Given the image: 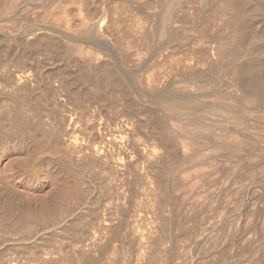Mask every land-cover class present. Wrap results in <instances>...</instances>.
<instances>
[{"label": "rangeland", "instance_id": "rangeland-1", "mask_svg": "<svg viewBox=\"0 0 264 264\" xmlns=\"http://www.w3.org/2000/svg\"><path fill=\"white\" fill-rule=\"evenodd\" d=\"M62 1L65 3V5L66 4H68V5L63 6L64 3ZM62 1L61 0L60 1L59 0H27V1L26 0H7L5 6L3 4H2L3 6L0 5L1 6V8H0V60H1L0 61V83L2 82V84H0V90H1L0 91L1 92L0 95L3 94V95H1L2 97H8L9 94L11 93V92H8V91H11L13 87L14 88L20 87V86L16 85L17 82L15 81V76L16 75L18 76L19 75L18 73H20L22 76L28 75V73H29L28 76H29V78H32L30 80H31V83H33L32 87H31L32 90L33 89L36 90V89H40V88L43 89L44 85H48V86H45V88L48 87V89L55 87V85L57 86L55 88H58L60 86V83L58 81H56L58 79L53 76L54 75L53 73L55 72V70H56V68L58 66V63L56 62L57 58L53 55V53H51V52L48 53L46 51L38 50V48H34V50H33L34 53H33L31 51L32 49H30V50L29 49H24V47H23L24 43H26V42L27 43H31L33 38L35 37V35L43 34V33H46V32H47L46 33L47 35H45L46 38L43 37L41 39V41H44V39L45 40L49 39V40H52L53 42L55 41V43H57L58 41L59 42L63 41L62 43H64V44H66V42H69V43H72V44L73 43H77V44H80V45L84 46L89 51H92V50L98 51V55H100L98 57H102V58L98 59V60H100L99 62L100 63L102 62V64H104V65L108 64L107 66L109 68H111V70H113L114 72L116 71L117 73H119L117 75L121 76V77H119L121 82L123 83L125 81L126 85L124 83H123V85L126 86V88L129 91V94H130L128 96L130 98L129 99L130 101H127V103H122L121 102V99H122L121 91L115 92L113 94V93H111V90L109 91V89H107V88H104L103 90L99 91V90H96L95 88H93L91 85H85V87H83V88H87L89 91H86L87 89L86 90L85 89H81V90L78 91V90H76L78 88L76 86L77 88L76 87L73 88L74 91L70 88V91L72 90L70 93H67L66 91H63L64 95L62 97H60V98H63L64 100H66V101H68L67 98H69L68 102H70V103H74L71 100L79 103L82 109H83L84 106H85L84 109L87 107L89 110L88 109H85V110H87L88 112L90 111V113H91V111L97 110L98 113H99V115H98V121L100 122L99 125L101 126V128L105 132L108 131V128H110V127L111 128H116V127H119L121 124H125L128 127H129V125L131 126L127 130L128 138H129L128 139V144L129 145H128L127 149H129V152H131L130 153V155L132 157L131 163L133 161L134 164L132 163L131 166H127L128 169H125V170H129V171H125L124 170L125 171L124 172L122 169H124L125 167L124 168L123 167H119L118 168L119 170L116 169V168L114 169L111 166L108 167L109 165H106L107 163L104 164V167H105L104 168L102 166L103 163H99L97 166H99V165L100 166H99V168L96 166L98 170L95 169L94 173H95V176H97V177L101 176V179H103V181L100 178L96 177L97 179L95 181L94 187H92V189L88 188L90 191L85 189V192L83 193L84 196L90 195L91 196V200H93V203L95 201H97V203L96 202L94 203L95 206H96V207L94 206L95 207L94 211L96 213V218H95L94 221L97 222V224H99L98 225L99 228L97 227V229H96L97 225H95L94 231L97 232V233H95V235L97 234L96 239L99 238V241L97 240V242H100V244L97 245V247L95 249L96 252H94L95 253L94 254L95 255V260H98V264H109V263L113 264L112 263L113 260H114V264H121V262H122L121 261V259H122L121 256H122V254H124V256L126 258H128V257L130 258L132 256L130 259H134V258L137 259V260L139 259L138 260L139 262L137 261L139 264H146L145 260H147V259L149 260L151 258V255L153 256V254L157 252L159 257L157 256L154 259L155 263L153 262V259H151V260H149L150 263L148 262V260L146 261V262H148V264H156V261L159 262L160 259H161V262H159L160 264H230V262H231V264H241V263L242 264H258L257 263V258L259 256L264 255L263 254L264 253V225H263L264 224V159H263L264 158V154H262V152H261V150H262L261 148L264 147V94H263L264 93V0H235L236 1L235 3L239 7L237 6V8H236V6L233 5V7L235 6L234 8L230 7L231 9H228L229 8L228 7L225 10H222V8H221V4L222 3H221L220 0H193V1L190 0V2L188 1V3L186 2V4H185V1H187V0H184V1L181 2L182 5H180V3L178 5H176L177 8L179 9L178 10L176 8V12L178 13V11H179V13L178 14L176 13L177 14L175 16L176 20H174L172 22V25L170 26V28H168V30L170 29L169 30L170 33L168 31H165V33H164L162 31V28H161L162 27V24H161L162 23V21H161L162 19H160V18L164 14L163 7H164V4H165L166 0H163V1L162 0H126V1L125 0H78V1L76 0L78 3L80 2L79 4H77V2L75 0H62ZM71 1H75L78 6L75 4V2H71ZM147 1L148 2L151 1L154 4L151 3V2H149V4H148ZM203 1H204V3H203ZM21 2H23V3H21ZM55 2L57 3L56 5H55ZM1 3H5V1L1 2V0H0V4ZM146 3H147V5L152 4L153 6L152 5L147 6ZM183 4H185L186 6L185 5L183 6ZM9 5H11V7ZM129 5H132V6H129ZM158 5H160V6H158ZM190 5H192V6H190ZM62 6H63V8H62ZM92 6H93V8H92ZM179 6H181V8ZM241 6H242V8H241ZM56 7L60 8V9H58ZM64 7L66 8L65 9L66 12L70 11V12H68L70 15L65 12L66 16L61 18L62 20L60 21L61 22V24H60V22L58 23L59 20L56 21V19L60 18V14H64L63 13L64 12L63 11ZM146 7H147L148 10L146 9ZM150 7H151V9H149ZM191 7H192V9H191ZM202 7H204V8H202ZM52 9H54V10H52ZM208 9H210V11ZM217 9H218V12H217ZM144 10H146V11H144ZM30 12H32V13H30ZM157 12H160V13H157ZM181 12L182 13L184 12V14H182ZM222 12H224V13H222ZM149 13H151V14H149ZM52 14L53 15L57 14V16H59V17H57L55 15L52 18L51 17ZM149 15H151V16H149ZM71 16H73V17H71ZM65 17H68V18H66V20H68V19L69 20L66 21V23L63 22V24L65 23L63 25L62 21H65ZM81 17H83V20H82ZM159 19H160V21H159ZM209 20H212V21H209ZM233 20H234V23L232 22ZM67 22H69V24ZM235 22L242 23L244 25L245 31H244L243 35L241 36V39H240V37L236 38L237 41L235 42V44L234 43L232 44L229 41L231 39L230 37H232V36H230L229 34L233 33V28H234L233 26H234V24H236ZM153 27H155V28H153ZM172 27L173 28L175 27V28L172 29ZM176 27H177V29H176ZM44 30H46V32ZM132 30H134V31H132ZM171 30H172V32H171ZM229 30L232 31V32H230ZM149 31H151V32H149ZM39 32H42V33H39ZM34 33H35V35H33ZM163 34H164V36H163ZM157 35H158V37H157ZM160 35H162V36H160ZM226 35H227V37H226ZM147 36H148L149 39L147 38ZM53 37H54V39H53ZM228 37L230 38L229 40L227 39ZM242 37L245 38V39H243ZM249 37H250V39H249ZM60 39H61V41H60ZM225 39H227V41ZM238 39H239V41H238ZM149 40H151L150 41L151 43L148 42ZM174 40L176 42H174ZM19 41H21V42H19ZM178 41H181V42H178ZM225 41L227 42V44H226ZM146 42L149 43V44H147ZM236 43H240L239 46H237L238 44H236ZM219 44H220L221 47L219 46ZM224 44H226V45H224ZM235 45H236V47L234 48L233 46H235ZM240 46H241L242 49L240 48ZM141 48H143V49H141ZM213 48H215L217 50H214ZM26 51H27V53L29 51L28 55H27ZM35 51H38V52H35ZM40 52H43V53H40ZM220 52H223V53L225 52V53L223 55V53H220ZM242 52H243V54H242ZM51 55L53 57H51ZM40 56H42V57H40ZM101 59H102V61H101ZM103 59H104V61H108V62H106V64H105ZM207 59L210 60V61H208ZM250 59H251V61H249ZM215 60H217V61H215ZM99 62L96 60V65H99ZM54 63H55V65H54ZM52 64L54 65V67H53ZM93 64L95 65V63H93ZM50 65H52V67H50ZM213 65H215V66H213ZM111 66L113 67V69H112ZM51 68H55V70L51 69ZM40 69H42V70L44 69L46 71L45 72L44 70L43 71L41 70L42 73L45 72V73H43L44 76H42V73L39 71ZM49 69H50V71L53 70L52 74L49 71ZM213 69H215V70H213ZM6 70H7V72H6ZM23 70L25 72H28V73L24 74L25 72ZM73 70L76 72V68L75 67H74ZM73 70L71 71V69H70L69 71H67L69 74L66 73L67 74L66 75L67 79L65 78V80L68 81V78L69 79L73 78L72 75L70 76V73H72V74L74 73ZM244 70H245V72H244ZM47 71H48V73H47ZM242 71L244 73V75H242V76H246L247 75L246 77H241L243 85L245 84V86L243 88H245L246 91L248 90L250 92L249 94H250V98H251V100L249 98L250 102L249 101L247 102V104L249 103L248 104L249 106L246 105V108H245L246 111L245 110L241 111V113H243L244 116L240 113V111H237L234 108L235 107V105H234L235 104V100L234 99H236L234 97L238 96L239 93L241 94L242 90L241 89L239 90L235 84L232 85L230 83V81H229V80H231L233 78V76H234V74L236 72L241 73ZM22 72H23V74H22ZM196 72H197V74H200V75H197ZM221 73H223V74H221ZM12 74H15V75H12ZM205 74H208V75H205ZM224 74H227V76L224 75ZM6 75L8 76V78H9V75H11L10 79H12V80L6 78L7 77ZM21 75H19V76H21ZM201 75H203V76H201ZM17 76H16V80L18 81V84L22 85V83L19 81ZM220 76H221L222 79L220 78ZM4 77L6 79H4ZM196 77H197V79H196ZM34 78L35 79H39V80L43 79V80L39 81V80H35ZM44 78L45 79L47 78V79L45 80ZM52 78L56 79V80L55 79H53V80L56 83L58 82L57 83L58 85L56 83L54 84V81L52 82ZM228 78H230V79H228ZM50 79H51V81H50ZM226 79H228V80H226ZM44 80L45 81L48 80L46 82L47 84H44L45 83ZM7 81H11V82H7ZM13 81H14L16 87H15ZM201 81L204 82V83H202ZM223 81H224V83H223ZM41 82H43L42 85H41ZM50 82H51V85L49 87ZM8 83H9L10 87L8 86ZM11 83H13L12 84L13 86L11 85ZM37 83L39 84V86L35 85ZM212 83H214L215 85L212 84ZM52 85H53V87H52ZM209 85L211 86V88H210ZM225 85H226V87H225ZM246 85H247V87H246ZM185 86L187 88H185ZM189 87H191V88H189ZM6 88H8V89H6ZM236 88H237L238 91L236 90ZM60 89L63 90L62 87ZM174 89H175V91H173ZM180 89L182 90L181 92H180ZM189 89H191V90H189ZM83 90H85V91H83ZM155 90H156V92H155ZM216 90H218L221 94L226 95V96H229V94L231 96L232 95H235V96H232V97L230 96V98L228 97L229 100L227 98L228 101L226 100L225 101L226 104L225 103L223 104V109L222 110L223 111L225 110V112L219 111L218 114H216V115H208L209 113L206 110L208 109V106L212 102L213 95H214L213 93H216L217 92ZM81 91H83V93ZM107 91H109V92L107 93ZM226 91H229L228 95L226 94L227 93ZM42 92H44V91H42ZM73 92L75 93V95H74ZM96 92H99L101 94H98ZM260 92H261V94H260ZM5 93H7V95ZM22 93H21V95H24ZM84 93L87 94V97H86V95ZM231 93H233V94H231ZM4 94H5V96H4ZM11 94H13V93H11ZM40 94H43V93H40ZM66 94H69V95H66ZM90 94H93V95L90 96ZM108 94H110V95L113 94L114 97L112 95L111 98H110V96ZM19 95L20 94L17 92L16 96L20 97ZM32 95H34V94H32ZM37 95H39V94H37ZM52 95H51L50 92H46L47 98H46V96L44 94L41 97L38 96L39 98H37V96L33 97V98L34 99L36 98L38 100L40 99V100L45 101V102H51L50 99L54 100V96L51 97ZM191 95L193 97H195V98L197 97L196 99H198L197 100L198 105L196 103V106H195V104H193L194 106L192 105L189 108L184 109L182 112H180L181 114L180 113L178 114L179 116H177V117H176V114H171L172 116L171 115L169 116L170 112H168L164 108V105H165V103L168 100L169 101L170 100H176V97L177 98H185V99L188 98V100H189V97H190L191 99L195 100V98H193ZM13 96L16 97L15 94H13ZM70 96H72L73 99ZM97 96H99L100 97L99 99H101V100L98 99L99 101H95L96 102V104H95V102L93 100ZM135 96H136V98H135ZM200 97L203 100H201ZM45 98H46V100H45ZM232 98H233V100H231ZM82 101L86 102V103H92V104H95V105L86 104V103H83ZM102 101H104V102H102ZM231 101H233L234 103L232 104ZM111 103H112V105H111ZM97 104H99L98 107H97ZM105 104H107L108 106L105 105ZM199 104H201V106ZM92 106H94V107H92ZM142 106L144 108H149V109L153 108L157 112L163 114L167 118L168 122H170V123H168L169 126H170V131L172 130L174 133L176 132L174 134L172 131L171 132L169 131V134L170 135L173 134V136H176L177 139H178L177 135H179L180 132L181 133H185V132H182L181 129H177L175 124H177L178 122L179 123L180 122L183 123V120H184L186 122H189L191 125H193L194 122L198 120V118L202 119L204 121L206 120L205 122H208V123H216L218 119L219 120L222 119L223 121L220 120L221 123L225 124V127L223 126L222 128H227V129H224V130L231 129V127H232L231 130L234 129V131H235L237 129L236 131L239 132V133L237 132L238 135L241 136V134H242L241 137H245L246 138L244 140V142L246 141V143H248V144L244 143L243 144L244 147L242 145L241 148L239 147V150L237 149V151H236V150H234V147L232 145L233 144L232 141L228 140L227 138H225V140H224V138H222V139L220 138V140H216L218 138L214 137L216 135L213 134L212 132L211 133L204 132V133L200 134V135H204L205 137L208 136L209 139L211 138L210 139L212 141L211 143L216 144V141H219L217 143H220V144L222 143L221 146L223 148L221 146H220V148L218 147L216 150L211 148V147H207V148H200L199 147V148H197V150H199V149L201 150L202 149L204 151H205V149L208 151L211 148V150L213 151V153L210 150L208 152L205 151L207 153V159H208V160H206L207 163L205 165L201 164L202 167H201V165L200 166L198 165L201 168L205 167L204 169H202V170H204L205 173H203V171L201 170L202 172H197L198 174L194 173L195 167H197L196 165L193 167L192 164L190 165V163H187V166H186V162H184V160L188 159L187 155L194 153L196 151V149H195V151H194V149H193V151H192V149H189L190 150V153H189L188 149H186V148L184 149V147L181 146L180 139H178V140L176 139V150L178 151L177 154H180L179 156L181 157V158H179V156H178V163H180V162L181 163H180V165L176 164L179 167L175 166L176 169L174 171H172V174H171L170 178L173 176V174H175L176 175L175 178L177 180L178 179L180 180V178H181V180H184L186 178V177H184V176H186V175H184V173L186 174L185 171L188 170L189 167H192V168H194V170H192L190 168L191 169V172L189 170L190 178L194 174H195V176L197 175L196 176L197 178H194V176H193V178L195 180H192V182L199 183V184H202V183L206 184L207 183V185L211 184V186H213V187L215 186V189L212 187L213 190H215V191H212V189L210 190V191H212L211 192L212 194L209 193L210 195H212L211 197L208 194L207 198H203L199 202L183 198L182 195H179V194L180 193L181 194L184 193L186 190L188 191V189H186V188L183 189V187H184L183 186L181 188V190H179V189L178 190L177 189L176 190H172V193L173 192L175 193V191H176L175 195H173V200H176V198L178 196L179 198H177V200H179V201H176V202L175 201H171L169 204H167V205H165L163 207L159 206L157 204V202H155L154 204L157 205V206L154 205L155 207L153 208L154 199L152 201L151 198H150L151 197L150 192L148 194V191H149L148 188L150 189V186L152 184V183H150V185H149V183H148V182H150L148 178L150 176V172L151 171L149 169H151L150 168L151 166L147 165V164H150V161H151V157L150 156H152V155L154 156V154L150 153L151 151H153V153H155L154 152V149H155L154 147L157 146L156 149L158 148L159 152H160L161 148H159V146L155 142L156 139L154 138V136L151 135L152 132L150 131V129H148L149 127L145 126V124L147 125V120H146L147 118H146V116H144L142 114V112L140 110V107H142ZM126 107H128V108H126ZM197 107H198V111H197ZM227 108H229L230 110L227 109ZM232 109H234V110H232ZM135 111H136V113H137V115L139 117L136 115ZM200 112H202V113H200ZM246 112H247V114H248V112H250V114L246 115ZM140 113H141L142 116L140 115ZM239 113H240V115H239ZM131 115H133V116H131ZM184 115H185V117H184ZM142 117L146 118V119H143ZM187 117H188V119H187ZM192 117H194V118H192ZM245 117H248V118L245 119ZM139 121H141V122L138 124ZM176 121H178V122H176ZM260 121H261V123H260ZM240 122L241 123L244 122V123L241 125ZM233 123H234V125H233ZM138 125H141L143 128L141 129L140 128L141 126H139V128H138ZM179 125H181V124H179ZM227 125H229L230 128H228ZM144 127H146L147 129H144ZM251 127H253V128H251ZM102 129H101V132L103 131ZM240 129H242V130H240ZM258 129L260 131H258ZM143 130H145V132ZM104 131H103V133H105ZM148 131H149V133H148ZM150 132H151V134H150ZM260 132L263 134V136H262V134ZM188 134H186L185 137L186 136H190V134H192L191 136L195 135L194 133H190L189 135ZM181 135L182 134H180V136ZM131 137L132 138L134 137V138L132 139ZM247 138H249V139L247 140ZM141 139H143V140H141ZM100 140H101V138L98 139V142ZM198 140L200 141L201 139L199 138ZM254 140H255V142H254ZM257 141H258V143H256ZM101 142L102 141H100V143ZM228 143H230V144H228ZM254 143L257 144L256 147H255ZM245 145H246V147H245ZM248 147H249V149H248ZM139 148H141L142 151H145V152H143V154H141L140 151H139ZM156 149H155V151H156ZM183 149L185 150V152H184ZM148 150H150V151L148 152ZM186 150H188V151H186ZM241 150L242 151L245 150V151L242 152ZM233 151H236V152H233ZM187 152H188V154H187ZM229 152H231V153H229ZM144 153H145V155H144ZM183 153H185V154H183ZM228 153H229L230 156L228 155ZM225 154L227 155L226 157H225ZM244 155H246V156H244ZM251 155H252V157H251ZM259 155H262V157L259 156ZM183 156H184L185 159H183ZM234 157H235V159H234ZM145 159H148L149 161L146 160L147 161V163H146ZM152 159H153V157H152ZM211 159L214 161V163H213V161L209 162V160H211ZM215 159H217V160L215 161ZM220 159H221V161H220ZM180 160H182V161H180ZM237 160H241V161H237ZM262 160H263V162H262ZM217 161L219 162L218 166H217V164H218ZM228 161H230V162H228ZM233 162L235 163V165L237 164V162L238 163L240 162V163L235 166ZM210 163H211V166H210ZM212 163L215 164V165H213ZM181 164H183V165L181 166ZM212 165L215 166L216 169L213 168ZM251 166H252V168H251ZM186 167H187V169L185 170ZM132 168H133V170H130ZM219 168H221L220 170H222V172L219 170ZM115 170H117L116 173L114 172ZM136 170H138V171L136 172ZM214 170H217V171L219 170V172L217 173V171H214ZM228 170H230V171H228ZM101 171H102V174L104 173L103 175L101 174ZM103 171H105V172H103ZM133 171L135 172V173H133L134 175H132ZM213 171H214V173H213ZM232 172L234 173V175H233ZM97 173L100 176L96 175ZM142 173H143V175H142ZM145 173H147V174L145 175ZM191 173L192 174L194 173V174L192 175ZM127 175H129V176H127ZM131 175H132V177H131ZM135 175L138 176V178ZM181 175H183V176H181ZM141 176L142 177L144 176V177L141 178ZM145 176L146 177L148 176V177L146 178ZM217 176H219V177H217ZM214 177H216V178H214ZM217 178H220V179H218L219 181L217 180ZM17 179H16V181H19V182H16V185L18 184L17 186L24 187V182L22 183L23 180L19 179L18 177H17ZM98 179L100 180V182H103L104 184L103 183L101 184L99 181H97ZM143 179H147V181H144ZM171 179L176 180V179H174V176ZM222 180H223L224 183H222ZM144 182L145 183L147 182L148 185H146ZM220 182L223 185L222 184L220 185ZM143 184H144V186H143ZM216 184L218 185V187L222 186V187L225 188V189L222 188V194L223 195L220 194L221 192L219 190H216V188H217ZM146 186H148V187H146ZM32 188L30 189V192L27 191V194L31 196L32 193H33V195L35 193H37V194H35V195H37V196H35V199L32 198V200L34 199L33 201H35L36 197L38 198L40 196V194L43 195L42 193H44V192H43V190H41L40 186H35L33 189ZM93 188H94V190H93ZM26 189H28V188L26 187ZM37 189H39V190H37ZM91 190H93V191H91ZM145 190H147V191H145ZM87 191H88V193H87ZM141 191H143V192H141ZM90 192L93 193L94 196L97 199L94 196H92L93 194H91ZM145 192L148 195L147 199L145 198V197H147ZM215 192H216V194H215ZM218 192H219V194H218ZM38 193H39V196H38ZM28 195H27V197H29V199H31V197L28 196ZM218 195H219V197H218ZM39 198H42V196H40ZM80 199L77 200V203H78V201ZM98 200H99V203H98ZM148 200L150 202L151 201L152 202L150 203ZM201 203H203L202 204L203 206L201 205ZM151 205H152V207H151ZM172 206H173L174 209L171 208ZM147 207L148 208L150 207L151 209H147ZM182 207H185V208H182ZM152 208L153 209L156 208L157 210L156 209H155L156 211L152 210ZM161 208L163 210L162 213H161ZM170 209H171V211H170ZM181 209H184V210H181ZM158 210H159V212H158ZM195 210H196V212H195ZM198 210H200V211L198 212ZM203 210H204V212H203ZM174 211L176 212L175 214H174ZM155 212H157L159 214H157ZM170 212H171V215H170ZM154 213H155V216H154ZM156 215H158V216H156ZM182 215H183L184 218L182 217ZM184 215L185 216L187 215L186 218H185ZM179 216L181 217L182 221H180V217ZM79 217H80V215L74 217L72 219V222L74 223V222L78 221ZM85 217L87 219H89V220L91 219L90 217H87V216H85ZM171 217H172V219L169 220ZM75 218L77 220H74ZM148 218H150V219L148 220ZM158 218L161 219V220H159ZM165 218H167L168 220L167 219H166L167 221L164 220ZM177 219H178V221H177ZM189 219H190V221L188 222ZM219 219H220V223L221 224L219 223V225H216L215 224V222H216L215 220L218 221ZM122 221H123V223H122ZM153 221H154V223H153ZM155 221H157V222H155ZM160 221L163 222V223L166 221V226L165 227L168 228V229L166 228L168 233L166 232V229L164 228V225ZM171 221H173V224H172ZM108 222H110V223H108ZM113 222H116V223H118V225L119 224H121V225L120 226L116 225V226H118V228H117L115 226L116 223L113 224ZM124 222L128 223L129 225L131 223V228L127 227L128 224H127V226H125ZM176 222H178V223H176ZM183 222H184V224H183ZM170 223H171V225H170ZM191 223H193V224H191ZM106 225H107V227L109 229L106 227ZM186 225H187V227H186ZM205 225H206V227H205ZM212 225H214V227ZM171 226L173 228H170ZM198 226H199V228H198ZM159 227H163V229L159 228ZM180 227H181V229H180ZM223 227L224 228L226 227L225 230H223L224 229ZM113 228H117V229H113ZM196 228H197V231L200 228H201L200 230H202L203 228H206V229H208L207 231H212L215 234H216L215 230L218 229L219 232L221 230V232H220L221 235L219 234L221 239L219 238L218 235H217L218 237L215 236V237L219 238V239H217V240H219V242H218L216 240V238L213 236L214 239L211 240L213 242H209L212 245L209 244V243H207V246H206V244H203V243L201 245V242H198L196 240V239H198V237L196 236V234H194L196 232ZM39 229H42V228H39ZM39 229L36 230V233L38 232V235L35 236V238L37 240L39 239V241L41 240L40 242L36 241V239H34V237H33L34 234L36 235V233H33V232H35L34 228L30 232H24V234H22L23 231H22V233H21V231L20 232L18 231L17 233H14V234L7 233V235H6V233L0 232V238H2L1 241H0V248L2 249V252H0V253L1 254L3 253V255L0 254V256H1V258L3 257L2 259H3L4 262L6 261L5 264H7V263L11 264V262L13 264H18L19 261H20L19 264H23V262L26 261V260L28 261L29 258H30L29 261L28 262L27 261L24 262V264L25 263H27V264H32V263L34 264L35 263L36 264L37 261L32 258L33 256H31V254L34 251L39 250L41 247H43V244H46V243L48 245L53 244L52 241L55 242L56 237H57V239L58 238L60 239V236L56 235L54 230L51 229V228L43 229V230H46V231L42 230L46 235H44L43 232H40L41 230H39ZM112 229H113L114 232L112 231ZM122 229L124 230L123 232H125L127 234L123 235ZM128 229L130 230L129 231L130 234L128 233ZM153 229H155V230L153 231ZM156 229L159 230L158 233H157ZM85 230H86V228L83 225V229L82 228L81 229H77L76 231H74L72 233L74 235L73 236L71 235V237L73 239H75L76 243H80L82 241L81 244H79L80 245L79 249H77L74 252V255L77 254L78 257H80L81 254L85 255V253H87V249H88L87 243L89 241H88V239L86 240ZM116 230L120 231V232L117 231L119 234L116 232ZM164 230H165V233H164L165 236L162 234L163 233L162 231H164ZM172 230H173V232L175 234L172 232ZM192 230L195 231L193 233L194 235H191L194 238L191 237L192 239L189 240L190 237L187 236V235H189L190 233L188 231H192ZM203 230H205V229H203ZM235 230L238 231V232L236 233ZM79 231H80V233H79L80 235L78 234ZM151 231L154 232L153 234H155L156 237L154 235H153L154 237L152 236V232ZM177 231H179V232H177ZM184 231L189 233V234L185 235L186 233L184 234L183 233ZM225 231H227V232H225ZM52 232H54V234ZM159 232H161L160 236H158ZM180 232H181V234H180ZM229 232H231V233H229ZM1 233H2V235H1ZM18 233H20V235ZM16 234L19 235L20 237L17 236ZM48 234H49L50 238H49ZM52 234H53V236H52ZM75 234L78 237H76ZM172 234H173L174 237L172 236ZM182 234H184L186 237H184V235H182ZM231 234H233V235H231ZM3 235L6 237V239H5L6 242L3 239ZM26 235H27V237L29 239L26 237ZM40 235H41V237H40ZM127 235H129V236H127ZM147 235L148 236L150 235L152 237H150V236L148 237ZM24 236L27 238V240L25 238V241H28L26 244H29V245H27V246L24 245L25 247H23L21 244L19 245V243H21V242H17L16 241L17 243H15V239L16 240L18 238L22 239V237L24 238ZM54 236H55V238H54ZM79 236H81V238ZM144 236H145V238H144ZM166 236H167V238H166ZM195 236H196V239H195ZM16 237H18V238H16ZM42 237H44L45 239H41ZM82 237H85V239L84 238L82 239ZM179 237L182 238V239H180ZM187 237H189L188 240H187ZM10 238L14 239V241H12V239H10ZM79 238L81 239V241L79 240ZM108 238H109V240H108ZM121 238L124 239V240H122ZM140 238L141 239L143 238L142 239L143 243H141V244H143V246H141V244H138V242L140 243L142 241V240H140ZM146 238L150 239V240H148L149 243L146 240ZM151 238H153L152 240L155 241V242H152L153 244L151 243V241H152ZM159 238L162 239V242L156 243V241H159ZM9 239H10V241H9ZM30 239H32V241ZM134 239H135V241H134ZM154 239H157V240H154ZM7 240L9 241L8 243H7ZM18 240H20V239H18ZM42 240H44V241H42ZM65 240L66 241H64V242H69L70 239H65ZM83 241H85V242H83ZM122 241H123V243L121 244ZM193 241L195 242V244H194ZM1 242L2 243L5 242V243L2 244ZM106 242H109V243H106ZM145 242H147V243H145ZM175 242L177 244L180 242V245L179 244L178 245L175 244ZM189 242H191L192 244L189 243ZM31 243L33 245H31ZM34 243H35V245H34ZM38 243H39V245H38ZM104 243H105V245H104ZM125 243H127V244H125ZM129 243H130V245L128 247ZM171 243H172V245H171ZM215 243H217V244H215ZM40 244H41V246H40ZM82 244H84L85 246L82 245ZM123 244H124V246H123ZM146 244L148 245V249H152L153 250V248H154L155 251L153 250V252H152V250L151 251L149 250L151 252V254H150V252L147 251L148 250L147 246L144 247ZM150 244H151V246H150ZM11 245L14 246V247H12ZM162 245H164L165 248ZM204 245H205V248H203ZM17 246L23 247V248H21L22 250L20 249V247H17ZM31 246H32V248H30ZM120 246H121V248H126L125 249L126 251L124 252L123 249H120ZM158 246L161 249H159ZM26 247H28V250L29 249L30 250L34 249V250L33 251L31 250L32 251V253H31L30 250H29L30 252L28 250H25ZM33 247H35V248L38 247V248L35 249ZM106 247H107V249H106ZM111 247H112V249H111ZM115 247L119 249V252H121V251L122 252L118 253L117 252L118 249H115L116 252L114 251L115 252V255H114L113 254L114 253L113 250H114ZM66 248H67V252L69 253V250H68L69 248L68 247H66ZM132 248H133V251H131ZM135 248H137V249H135ZM139 248H140V253L136 252V251H139L138 250ZM198 248H199V250H198ZM3 249H5V251ZM70 249H72V248L70 247ZM145 249H147V250H145ZM178 249H180V250L182 249L183 253L180 254L181 251H179ZM23 250H25V252ZM81 250L82 251L84 250L83 251L84 253H82ZM141 251H143V252H141ZM145 251L148 252V253H146ZM126 252H128L127 254H130V255L127 256V254H125ZM131 252L133 254H131ZM186 252L188 254H186ZM219 252H220V254H219ZM22 253H26V255L22 254ZM117 253L119 255L121 254V256H118L120 258L117 257V255H118ZM137 253H138V256L139 255H141V256L138 257L136 255ZM199 253H202V254H199ZM96 254H98V255H96ZM178 254H180V255L178 256ZM240 254L243 255L242 258H241ZM66 255H67V253H66ZM142 255H143V259H142ZM144 255L147 257V259H146V257ZM238 256H240V257L235 260V258L238 257ZM201 257L204 260H202ZM8 258H12V259H8ZM129 258L127 259V261L128 262L131 261L132 263L130 262V264H133L134 262H135L134 264L137 263L136 261H134L135 259L134 260H130ZM109 259H111V260H109ZM140 259H142V261L143 260L144 261L142 262ZM254 259H255V261H254ZM33 260H34V262H33ZM234 260H235V262H234ZM3 261L1 260L0 262H3ZM16 261H18V262H16ZM127 261H126V263H127ZM158 262H157V264H159ZM38 263L39 262H37V264ZM62 263L65 264L66 261H60V262L57 261L56 264H62ZM126 263L122 262V264H126ZM52 264H55V263L52 262ZM127 264H129V263H127Z\"/></svg>", "mask_w": 264, "mask_h": 264}, {"label": "bare ground", "instance_id": "bare-ground-1", "mask_svg": "<svg viewBox=\"0 0 264 264\" xmlns=\"http://www.w3.org/2000/svg\"><path fill=\"white\" fill-rule=\"evenodd\" d=\"M5 1V3H1L0 5H4L5 6V4H6V2H7V0H4ZM3 0H1V2H4ZM27 1V0H26ZM60 1V0H59ZM62 1V0H61ZM76 1V0H75ZM75 1H71V2H75ZM78 1V0H77ZM76 1V2H77ZM126 1V0H125ZM163 1V0H162ZM182 1H184V0H166L165 1V4H164V7H163V11H164V14L161 16V18L160 19H162L161 21H162V31L165 33V31H168L169 32V30H168V28H170V26L172 25V22L174 21V20H176L175 19V16L179 13V11H178V13L176 12V8H177V6L176 5H178L179 3H180V5H182L181 4V2ZM188 1L190 2V0H187V1H185V4H186V2L188 3ZM193 1V0H192ZM191 1V2H192ZM221 1V8H222V10H225V9H227L228 7V9H231V8H234L235 6H236V8H237V4L235 3L236 1L234 0H220ZM223 1V2H222ZM63 2V1H62ZM76 2H75V4H76ZM109 2V1H108ZM148 2V1H147ZM149 2H151V1H149ZM149 2H148V4H149ZM208 2V1H207ZM21 3H23V2H21ZM64 3V2H63ZM80 3V2H79ZM78 2H77V4H79ZM93 3V2H92ZM118 3V2H117ZM144 3V2H143ZM151 3H153V2H151ZM162 3V2H161ZM164 3V2H163ZM203 3H204V1H203ZM11 4V3H10ZM14 4V3H13ZM57 3L55 2V5H56ZM76 4V5H77ZM96 4V3H95ZM134 4V3H133ZM132 4V5H133ZM154 4V3H153ZM185 4H183V6L185 5ZM193 4V3H192ZM202 4V3H201ZM2 5V6H3ZM62 5V4H61ZM66 5H68V4H66ZM65 5V3H64V5L63 6H66ZM120 5V4H119ZM132 5H129V6H132ZM146 5H147V3H146ZM150 5H152V4H150ZM150 5H147V6H150ZM157 5V4H156ZM211 5V4H210ZM233 5H235L234 7H233ZM10 7H11V5H9ZM13 6V5H12ZM63 6H62V8H63ZM71 6V5H70ZM78 6V5H77ZM95 6V5H94ZM112 6V5H111ZM137 6V5H136ZM153 6V5H152ZM158 6H160V5H158ZM163 6V5H162ZM186 6V5H185ZM190 6H192V5H190ZM205 6V5H204ZM219 6V5H218ZM261 6V5H260ZM72 7V6H71ZM126 7V6H125ZM180 8H181V6H179ZM194 7V6H193ZM231 7V8H230ZM239 7V6H238ZM259 7V6H258ZM0 8H1V6H0ZM56 8H58V7H56ZM77 8V7H76ZM80 8V7H79ZM92 8H93V6H92ZM130 8V7H129ZM138 8V7H137ZM190 8V7H189ZM201 8V7H200ZM199 8V9H200ZM202 8H204V7H202ZM209 8V7H208ZM241 8H242V6H241ZM14 9V8H13ZM37 9V8H36ZM49 9V8H48ZM47 9V10H48ZM58 9H60V8H58ZM57 9V10H58ZM65 7H64V9H63V13L64 14H60V18H57L56 19V21L57 20H59L58 21V23L62 20L61 18L62 17H64V16H66L65 14L66 13H68V12H70V11H65ZM140 9V8H139ZM146 9H147V7H146ZM149 9H151V7L149 8ZM159 9V8H158ZM178 9V8H177ZM191 9H192V7H191ZM239 9V8H238ZM8 10V9H7ZM11 10V9H10ZM9 10V11H10ZM52 10H54V9H52ZM78 10V9H77ZM148 10V9H147ZM160 10V9H159ZM179 10V9H178ZM182 10V9H181ZM207 10V9H206ZM209 11H210V9H208ZM245 10V9H244ZM24 11V10H23ZM61 11V10H60ZM144 11H146V10H144ZM208 11V12H209ZM213 11V10H212ZM11 12V11H10ZM50 12V11H49ZM66 12V13H65ZM191 12V11H190ZM202 12V11H201ZM214 12V11H213ZM217 12H218V9H217ZM26 13V12H25ZM30 13H32V12H30ZM62 13V12H61ZM123 13V12H122ZM157 13H160V12H157ZM177 13V14H176ZM182 13V12H181ZM195 13V12H194ZM211 13V12H210ZM222 13H224V12H222ZM27 14V13H26ZM49 14V13H48ZM58 14V13H57ZM57 14H55L56 16H57ZM69 14V13H68ZM75 14V13H74ZM82 14V13H81ZM138 14V13H137ZM149 14H151V13H149ZM182 14H184V12L182 13ZM187 14V13H186ZM191 14V13H190ZM245 14V13H244ZM55 15H53L52 14V18H53V16H55ZM63 15V16H62ZM70 15V14H69ZM83 15V14H82ZM153 15V14H152ZM160 15V14H159ZM193 15V14H192ZM201 15V14H200ZM203 15V14H202ZM216 15V14H215ZM214 15V16H215ZM38 16V15H37ZM149 16H151V15H149ZM154 16V15H153ZM184 16V15H183ZM205 16V15H204ZM210 16V15H209ZM219 16V15H218ZM222 16V15H221ZM220 16V17H221ZM225 16V15H224ZM223 16V17H224ZM235 16V15H234ZM237 16V15H236ZM57 17H59V16H57ZM71 17H73V16H71ZM76 17V16H75ZM85 17V16H84ZM129 17V16H128ZM148 17V16H147ZM180 17V16H179ZM198 17V16H197ZM207 17V16H206ZM222 17V18H223ZM19 18V17H18ZM50 18V17H49ZM56 18V17H55ZM66 18H68V17H65V21H62V24H63V22H65L66 23V21H68V20H66ZM82 18V20H83V17H81ZM143 18V17H142ZM193 18V17H192ZM204 18V17H203ZM217 18V17H216ZM221 18V19H222ZM75 19V18H74ZM160 19H159V21H160ZM205 19V18H204ZM236 19V18H235ZM18 20V19H17ZM30 20V19H29ZM36 20V19H35ZM38 20V19H37ZM64 20V19H63ZM81 20V19H80ZM81 20V21H82ZM137 20V19H136ZM208 20V19H207ZM232 20V19H231ZM241 20V19H240ZM73 21V20H72ZM141 21V20H140ZM158 21V22H159ZM206 21V20H205ZM209 21H212V20H209ZM230 21V20H229ZM70 22V21H69ZM69 22H67L68 24H69ZM83 22V21H82ZM88 22V21H87ZM142 22V21H141ZM233 23H234V20L232 21ZM64 23V24H65ZM86 23V22H85ZM116 23V22H115ZM126 23V22H125ZM236 24H234V28H233V33H231V34H229L230 36H232V37H228L227 39L233 44H235V42L237 41V39L236 38H239L240 37V39H241V36L243 35V33H244V31H245V29H244V25L242 24V23H237V22H235ZM50 24V23H49ZM60 24H61V22H60ZM63 24V25H64ZM81 24V23H80ZM118 24V23H117ZM207 24V23H206ZM205 24V25H206ZM229 24V23H228ZM67 25V24H66ZM132 25V24H131ZM138 25V24H137ZM83 26V25H82ZM81 26V27H82ZM106 26V25H105ZM109 26V25H108ZM174 26V25H173ZM178 26V25H177ZM203 26V25H202ZM19 27V26H18ZM64 27V26H63ZM71 27V26H70ZM111 27V26H110ZM114 27V26H113ZM120 27V26H119ZM139 27V26H138ZM206 27V26H205ZM32 28V27H31ZM47 28V27H46ZM61 28V27H60ZM65 28V27H64ZM84 28V27H83ZM82 28V29H83ZM153 28H155V27H153ZM175 28V27H174ZM173 27H172V29H174ZM63 29V28H62ZM105 29V28H104ZM176 29H177V27H176ZM100 30V29H99ZM144 30V29H143ZM142 30V31H143ZM152 30V29H151ZM45 32H46V30H44ZM57 31V30H56ZM111 31V30H110ZM132 31H134V30H132ZM190 31V30H189ZM230 31V30H229ZM109 32V31H108ZM149 32H151V31H149ZM148 32V33H149ZM171 32H172V30H171ZM174 32V31H173ZM186 32V31H185ZM199 32V31H198ZM230 32H232V31H230ZM39 33H42V32H39ZM47 33V32H46ZM46 33H43V34H39V35H35V33L33 34V35H35V37L33 38V40H32V42L31 43H24V45H23V47H24V49H32L31 51L33 52V50H34V48H38V50H42V51H46V52H48V53H53V55L57 58V63H58V66H57V68H56V70H55V68H51V69H54L55 70V72L53 73L54 75V77L55 78H57L58 80H56L55 78H52V82L54 81L53 79H55L56 81H58L59 83H60V88L62 87V89L63 90H61L59 87V89L58 88H55V87H57L56 85H55V87H53V85H52V87L53 88H49L48 89V87H46L45 88V86H48V85H44V87H43V89H36V90H32V84L33 83H31V80L30 79H32V78H29V73L28 72H25L24 70V74H26V73H28V75H24V76H22L20 73H18L19 75H21V76H17L18 77V79H19V81L22 83V85H20V84H18V81L16 80V76H15V81L17 82V86H20V87H16V85H15V83H14V81H13V83H14V85H15V87L16 88H12V90L11 91H8V92H11V93H13V94H15V96H16V94H17V92L20 94L19 96L20 97H14L13 96V94H9L7 91V93L9 94V96L8 97H2L1 95H3V94H1L0 95V232H2V233H6V235H7V233H12V234H14V233H17L18 231L20 232L21 231V233H22V231H23V233L22 234H24V232H30V231H32V229L34 228L35 230V232H33V233H36V230L37 229H39V228H42V229H39V230H41L40 232H43V231H46V230H43V229H48V228H51V229H53L54 230V232L56 233V235H58V236H60V239L58 238L57 239V237H56V240H55V242L54 241H52V243L53 244H50V245H48L47 243L46 244H43V247H41L39 250H36V251H34L33 253H32V251L34 250H30L31 251V253L33 254H31V256H33L32 258L34 259V260H36L37 262H39L40 264H52V262L53 263H57V261L58 262H60V261H66V263L65 264H98V260H95V253L94 252H96L95 251V249H96V247H97V245L98 244H100V242H97V240L99 241V238L98 239H96V237H97V234L95 235V233H97V232H95L94 231V229H95V225H97L96 226V229H97V227L99 228V224H97V222H95L94 220H95V218H96V213H95V211H94V208L96 207L95 206V202L97 203V201H95L94 203H93V200H91V196L90 195H86V196H84L83 195V193L85 192V189L86 190H89L88 188H91L92 189V187H94V184H95V181H96V179L97 178H100L101 179V176L100 175H98V173L96 174V175H98V176H100V177H97V176H95V169H97V167L99 168V166H97L99 163H103L102 164V166L104 167V164L105 163H107L106 165H109L108 167H112V168H116V169H118L119 167H125L124 169H122L123 171L125 170V169H128V167L127 166H131V164L133 163L134 164V162L132 161V163H131V160H132V157H131V155H130V153L131 152H129V149H127V147H128V133H127V130H128V128L129 127H131L130 125H129V127L127 126V125H125V124H121L119 127H116V128H108V131L107 132H105L102 128H101V126L99 125L100 124V122L98 121V115H99V113H98V111L97 110H95V111H91V113H90V111L88 112L87 110H85V109H88L87 107L84 109V107H83V109L81 108V106H80V104L79 103H77V102H75V101H73V100H71L72 102H74V103H70V102H68L69 101V98H67L68 99V101H66V100H64L63 98H60V97H62L63 95H64V93H63V91H66L67 93H70L72 90L74 91V87H76L77 89L76 90H81V89H87V88H83V87H85V85H91L93 88H95L96 90H99V91H101V90H103L104 88H107V89H109V91L111 90V93H115V92H118V91H121V96H122V99H121V102L122 103H127V101H130L129 99V91H128V89L126 88V84H125V81L123 82L125 85H123V83L121 82V80H120V78L119 77H121V76H119V75H117V74H119V73H117L116 71L114 72L113 70H111V68H109L107 65H104V64H102V62L100 63L99 61L100 60H98L99 58H102V57H98V56H100V55H98V51H94V50H92V51H89V50H87L84 46H82V45H80V44H77V43H69V42H66V44H64V43H62L63 41H61V39H60V41L61 42H57V43H55V41L53 42L52 40H49V39H44V41H41V39L43 38V37H45V35H47ZM161 33V32H160ZM170 33V32H169ZM184 33V32H183ZM226 33V32H225ZM229 33V32H228ZM51 34V33H50ZM111 34V33H110ZM115 34V33H114ZM130 34V33H129ZM168 34V33H167ZM227 34V33H226ZM112 35V34H111ZM149 35V34H148ZM207 35V34H206ZM222 35V34H221ZM224 35V34H223ZM228 35V36H229ZM56 36V35H55ZM126 36V35H125ZM150 36V35H149ZM160 36H162V35H160ZM163 36H164V34H163ZM182 36V35H181ZM157 37H158V35H157ZM226 37H227V35H226ZM14 38V37H13ZM46 38V37H45ZM145 38V37H144ZM147 38H148V36H147ZM224 38V37H223ZM243 38V37H242ZM27 39V38H26ZM53 39H54V37H53ZM111 39V38H110ZM130 39V38H129ZM149 39V38H148ZM160 39V38H159ZM182 39V38H181ZM187 39V38H186ZM199 39V38H198ZM227 39H225L226 41H227ZM243 39H245V38H243ZM249 39H250V37H249ZM136 40V39H135ZM221 40V39H220ZM248 40V39H247ZM111 41V40H110ZM151 40H149L148 42H150ZM157 41V40H156ZM225 41V42H226ZM228 41V42H229ZM238 41H239V39H238ZM241 41V40H240ZM243 41V40H242ZM19 42H21V41H19ZM174 42H176L175 40H174ZM173 42V43H174ZM178 42H181V41H178ZM222 42V41H221ZM224 42V43H225ZM5 43V42H4ZM110 43V42H109ZM108 43V44H109ZM129 43V42H128ZM147 43V42H146ZM151 43V42H150ZM197 43V42H196ZM14 44V43H13ZM33 44V45H32ZM147 44H149V43H147ZM180 44V43H179ZM226 44H227V42H226ZM226 44H224V45H226ZM236 44H238L237 46H239V44L240 43H236ZM21 45V44H20ZM32 45V46H31ZM134 45V44H133ZM141 45V44H140ZM144 45V44H143ZM182 45V44H181ZM223 45V46H224ZM243 45V44H242ZM248 45V44H247ZM251 45V44H250ZM14 46V45H13ZM22 46V45H21ZM131 46V45H130ZM149 46V45H148ZM164 46V45H163ZM166 46V45H165ZM219 46H220V44H219ZM119 47V46H118ZM132 47V46H131ZM130 47V48H131ZM221 47V46H220ZM234 48L236 47V45L235 46H233ZM246 47V46H245ZM89 48V47H88ZM124 48V47H123ZM144 48V47H143ZM143 48H141V49H143ZM148 48V47H147ZM216 48V47H215ZM215 48H213L214 50H217V49H215ZM240 48H241V46H240ZM244 48V47H243ZM132 49V48H131ZM222 49V48H221ZM225 49V48H224ZM242 49V48H241ZM10 50V49H9ZM19 50V49H18ZM36 50V49H35ZM130 50V49H129ZM151 50V49H150ZM16 51V50H15ZM23 51V50H22ZM30 51V52H31ZM152 51V50H151ZM236 51V50H235ZM35 52H38V51H35ZM127 52V51H126ZM132 52V51H131ZM130 52V53H131ZM134 52V51H133ZM140 52V51H139ZM234 52V51H233ZM232 52V53H233ZM26 53H27V51H26ZM28 53H29V51H28ZM28 53H27V55H28ZM34 53V52H33ZM40 53H43V52H40ZM145 53V52H144ZM149 53V52H148ZM220 53H223V52H220ZM219 53V54H220ZM225 53V52H224ZM224 53H223V55H224ZM235 53V52H234ZM23 54V53H22ZM129 54V53H128ZM150 54V53H149ZM230 54V53H229ZM236 54V53H235ZM242 54H243V52H242ZM246 54V53H245ZM244 54V55H245ZM251 54V53H250ZM15 55V54H14ZM144 55V54H143ZM207 55V54H206ZM222 55V54H221ZM16 56V55H15ZM20 56V55H19ZM22 56V55H21ZM24 56V55H23ZM32 56V55H31ZM215 56V55H214ZM249 56V55H248ZM30 57V56H29ZM40 57H42V56H40ZM50 57V56H49ZM51 57H53L52 55H51ZM131 57V56H130ZM218 57V56H217ZM228 57V56H227ZM237 57V56H236ZM10 58V57H9ZM16 58V57H15ZM193 58V57H192ZM211 58V57H210ZM224 58V57H223ZM254 58V57H253ZM256 58V57H255ZM18 59V58H17ZM43 59V58H42ZM52 59V58H51ZM188 59V58H187ZM218 59V58H217ZM30 60V59H29ZM32 60V59H31ZM96 60L99 62V65H96ZM174 60V59H173ZM208 60V59H207ZM256 60V59H255ZM1 61V60H0ZM101 61H102V59H101ZM103 61H104V59H103ZM208 61H210V60H208ZM215 61H217V60H215ZM221 61V60H220ZM231 61V60H230ZM237 61V60H236ZM244 61V60H243ZM249 61H251V59L249 60ZM5 62V61H4ZM55 62V63H56ZM105 62V64H106V62H108V61H104ZM125 62V61H124ZM222 62V61H221ZM26 63V62H25ZM49 63V62H48ZM55 63H54V65H55ZM93 63H95V65L93 64ZM201 63V62H200ZM249 63V62H248ZM260 63V62H259ZM35 64V63H34ZM38 64V63H37ZM217 64V63H216ZM225 64V63H224ZM258 64V63H257ZM261 64V63H260ZM53 65V64H52ZM52 65H50V67H52ZM54 65H53V67H54ZM131 65V64H130ZM218 65V64H217ZM226 65V64H225ZM235 65V64H234ZM199 66V65H198ZM213 66H215V65H213ZM232 66V65H231ZM254 66V65H253ZM11 67V66H10ZM42 67V66H41ZM74 67L76 68V72L73 70L74 69ZM112 67V66H111ZM135 67V66H134ZM225 67V66H224ZM257 67V66H256ZM263 67V66H262ZM48 68V67H47ZM73 68V69H72ZM202 68V67H201ZM71 69V71L73 70L74 71V73L72 74V73H70V76L72 75V77L73 78H71V79H69L68 78V81L67 80H65V78L67 77L66 75L67 74H69L67 71H69ZM112 69H113V67H112ZM193 69V68H192ZM245 69V68H244ZM41 70L42 69H40L39 71L41 72ZM44 70V69H43ZM42 70V71H43ZM115 70V69H114ZM157 70V69H156ZM175 70V69H174ZM210 70V69H209ZM213 70H215V69H213ZM217 70V69H216ZM45 71V70H44ZM49 71H50V69H49ZM53 71V70H52ZM52 71H50L51 72V74H52ZM152 71V70H151ZM185 71V70H184ZM211 71V70H210ZM218 71V70H217ZM224 71V70H223ZM252 71V70H251ZM6 72H7V70H6ZM21 72V71H20ZM39 72V73H40ZM46 72V71H45ZM45 72H43V73H45ZM220 72V71H219ZM218 72V73H219ZM232 72V71H231ZM244 72H245V70H244ZM255 72V71H254ZM12 73V72H11ZM42 73V72H41ZM43 73H42V76H44L43 75ZM47 73H48V71H47ZM67 73V74H66ZM191 73V72H190ZM195 73V72H194ZM16 74V73H15ZM15 74H12V75H15ZM22 74H23V72H22ZM37 74V73H36ZM160 74V73H159ZM196 74H197V72H196ZM195 74V75H196ZM221 74H223V73H221ZM248 74V73H247ZM5 75V74H4ZM31 75V74H30ZM33 75V74H32ZM155 75V74H154ZM153 75V76H154ZM194 75V74H193ZM197 75H200V74H197ZM205 75H208V74H205ZM220 75V74H219ZM224 75H226L227 76V74H224ZM242 75H244V73H243V71L241 72V73H239V72H236L235 74H234V76H233V78L231 79V80H229L230 81V83L232 84V85H236L237 86V88L240 90H242V92H241V94L239 93V95L238 96H236V97H234V98H236V99H234L235 100V109L237 110V111H240V113H241V111H244L245 110V108H246V105L247 106H249L248 104H247V102L249 101L250 102V100H251V98H250V92L247 90H245V88H243L244 86H245V84L243 85V82H242V78L241 77H246V76H242ZM7 76V75H6ZM5 76V77H6ZM11 75H9V78H8V76L6 77V78H8V79H10L11 77H10ZM41 76V77H42ZM69 76V77H70ZM151 76V75H150ZM164 76V75H163ZM170 76V75H169ZM201 76H203V75H201ZM225 76V77H226ZM250 76V75H249ZM4 77V79H6ZM14 77V76H13ZM21 79H20V78ZM38 77V76H37ZM191 77V76H190ZM2 78V77H1ZM39 78V77H38ZM48 78V77H47ZM46 78V79H47ZM139 78V77H138ZM155 78V77H154ZM175 78V77H174ZM220 78H221V76H220ZM227 78V77H226ZM35 79V78H34ZM33 79V80H34ZM45 79V78H44ZM45 79V80H46ZM67 79V78H66ZM159 79V78H158ZM162 79V78H161ZM196 79H197V77H196ZM222 79V78H221ZM228 79H230V78H228ZM228 79H226V80H228ZM257 79V78H256ZM10 80H12V79H10ZM32 80V81H33ZM35 80H39V79H35ZM34 80V81H35ZM41 80H43V79H40L39 81H41ZM44 80V81H45ZM71 80V81H70ZM123 80V79H122ZM143 80V79H142ZM199 80V79H198ZM202 80V79H201ZM43 81V82H44ZM48 81V80H47ZM47 81H45V83L44 84H47L46 82ZM50 81H51V79H50ZM70 81V82H69ZM157 81V80H156ZM225 81V80H224ZM224 81H223V83H224ZM245 81V80H244ZM7 82H11V81H7ZM43 82H41V85H42V83ZM57 82V83H58ZM138 82V81H137ZM163 82V81H162ZM189 82V81H188ZM202 82V81H201ZM13 83H11V85L13 84ZM31 83V84H30ZM56 82L54 81V84H55ZM56 83V84H57ZM194 83V82H193ZM202 83H204V82H202ZM222 83V82H221ZM222 83V84H223ZM261 83V82H260ZM0 84H2V82L0 83ZM38 84V83H37ZM37 84H35L36 86H39V84L37 85ZM53 84V83H52ZM189 84V83H188ZM212 84H214V83H212ZM211 84V85H212ZM50 85H51V82H50V84H49V87H50ZM58 85V84H57ZM175 85V84H174ZM190 85V84H189ZM215 85V84H214ZM217 85V84H216ZM8 86L10 87V85H9V83H8ZM13 86V85H12ZM35 86V87H36ZM147 86V85H146ZM161 86V85H160ZM173 86V85H172ZM197 86V85H196ZM201 86V85H200ZM210 86V85H209ZM235 86V87H236ZM263 86V85H262ZM7 87V86H6ZM8 87V88H9ZM129 87V86H128ZM202 87V86H201ZM224 87V86H223ZM225 87H226V85H225ZM246 87H247V85H246ZM8 88H6V89H8ZM70 88L72 89L71 91H70ZM185 88H187L186 86H185ZM189 88H191V87H189ZM210 88H211V86H210ZM237 88H236V90H237ZM243 88V89H242ZM52 91H51V90ZM176 89V88H175ZM175 89L173 90V91H175ZM194 89V88H193ZM223 89V88H222ZM247 89V88H246ZM10 90V89H9ZM48 90V91H47ZM61 90V91H60ZM85 90H83V91H85ZM189 90H191V89H189ZM188 90V91H189ZM207 90V89H206ZM234 90V89H233ZM1 91V90H0ZM23 93H22V92ZM42 91H44V92H42ZM83 91H81L82 93H83ZM86 91H89L88 89L86 90ZM109 91H107V93L109 92ZM182 90L180 89V92H181ZM195 91V90H194ZM198 91V90H197ZM217 92L216 93H213L212 95H213V100H212V102L210 103V105L208 106V109L206 110L209 114L208 115H216V114H218V112L219 111H223L222 109H223V104L225 103V101L227 100V98L229 97L230 98V94H229V96H226V95H223V94H221L218 90H216ZM238 91V90H237ZM22 94H24V95H21V93ZM25 92V93H24ZM46 92H50L51 93V97H53L54 96V100H51L50 99V101L51 102H45V101H42V100H38V99H34L33 97H36L37 96V98H39V97H41L43 94L46 96ZM155 92H156V90H155ZM190 92V91H189ZM227 93V95H228V92L229 91H226ZM231 92V91H230ZM1 93V92H0ZM7 93H5L6 95H7ZM40 93H43V94H40ZM74 93V92H73ZM72 93V94H73ZM96 93H98V94H101V93H99V92H96ZM132 93V92H131ZM5 94H4V96H5ZM32 94H34V95H32ZM37 94H39V95H37ZM48 94V93H47ZM79 94V93H78ZM85 94V93H84ZM89 94V93H88ZM113 94H108L109 96H110V98H111V96L113 95ZM137 94V93H136ZM231 94H233V93H231ZM238 94V93H237ZM236 94V95H237ZM260 94H261V92H260ZM264 94V93H263ZM262 94V95H263ZM66 95H69V94H66ZM71 95V94H70ZM74 95H75V93H74ZM73 95V96H74ZM86 95V97H87V94H85ZM84 95V96H85ZM91 95H93V94H90V96ZM103 95V94H102ZM105 95V94H104ZM116 95V94H115ZM134 95V94H133ZM132 95V96H133ZM208 95V94H207ZM39 96V97H38ZM107 96V95H106ZM105 96V97H106ZM119 96V95H118ZM181 96V95H180ZM192 96V95H191ZM198 96V95H197ZM209 96V95H208ZM232 96H235V95H232ZM231 96V97H232ZM68 97V96H67ZM70 97H72V96H70ZM113 97H114V95H113ZM116 97V96H115ZM131 97V96H130ZM184 97V96H183ZM193 97V96H192ZM46 98H47V96H46ZM46 98H45V100H46ZM65 98V97H64ZM91 98V97H90ZM100 97L99 96H97L93 101L95 102V101H99V100H101V99H99ZM102 98V97H101ZM107 98V97H106ZM109 98V97H108ZM119 98V97H118ZM121 98V97H120ZM135 98H136V96H135ZM174 98V97H173ZM193 98H195V97H193ZM197 98V97H196ZM195 98V100L194 99H191L190 97H189V100H188V98L187 99H185V98H177L176 97V100H168L166 103H165V105H164V108L168 111V112H170V114H169V116L171 115V114H176V117L177 116H179L178 114L180 113V112H182L184 109H186V108H189L190 106H192L193 104H195V106H196V103H197V100L198 99H196ZM199 98V97H198ZM204 98V97H203ZM207 98V97H206ZM229 98H228V100H229ZM249 98H250V100H249ZM72 99H73V97H72ZM99 99V100H98ZM116 99V98H115ZM170 99V98H169ZM200 99H201V97H200ZM209 99V98H208ZM262 99V98H261ZM79 100V99H78ZM81 100V99H80ZM83 100V99H82ZM91 100V99H90ZM118 100V99H117ZM162 100V99H161ZM164 100V99H163ZM201 100H203V99H201ZM206 100V99H205ZM227 100V101H228ZM231 100H233V98L231 99ZM53 101V102H52ZM120 101V100H119ZM166 101V100H165ZM200 101V100H199ZM198 101V102H199ZM207 101V100H206ZM79 102V101H78ZM83 102V101H82ZM81 102V103H82ZM88 102V101H87ZM102 102H104V101H102ZM113 102V101H112ZM201 102V101H200ZM232 102V104L234 103L233 101H231ZM254 102V101H253ZM83 103H86V102H83ZM99 103V102H98ZM164 103V102H163ZM230 103V102H229ZM86 104H92V103H86ZM95 104H96V102H95ZM95 104H92V105H95ZM115 104V103H114ZM202 104V103H201ZM201 104H199L200 106H201ZM226 104V103H225ZM105 105H107V104H105ZM111 105H112V103H111ZM163 105V104H162ZM197 105H198V103H197ZM230 105V104H229ZM87 106V105H86ZM99 106V104H97V107ZM108 106V105H107ZM131 106V105H130ZM153 106V105H152ZM158 106V105H157ZM194 106V105H193ZM199 106V107H200ZM204 106V105H203ZM206 106V105H205ZM225 106V105H224ZM92 107H94V106H92ZM102 107V106H101ZM150 107V106H149ZM207 107V106H206ZM121 108V107H120ZM126 108H128V107H126ZM134 108V107H133ZM196 108V107H195ZM201 108V107H200ZM199 108V109H200ZM248 108V107H247ZM202 109V108H201ZM200 109V110H201ZM206 109V108H205ZM204 109V110H205ZM227 109H229V108H227ZM250 109V108H249ZM89 110V109H88ZM91 110V109H90ZM130 110V109H129ZM140 110H141V112H142V114L144 115V116H146V118H143V119H146L147 120V125L145 124V126H148L149 128L148 129H150V131L152 132V134H151V132H150V134L152 135V136H154V138L156 139V143H157V145L159 146V148H161L160 149V152L158 151V148L156 149V147H154L155 149H156V151H155V149H154V152L155 153H153V151H151L150 153H152V154H154V156L152 155V156H150L151 157V161H150V164H147V165H150L151 167V169H149L151 172H150V176H149V181L150 182H148L149 183V185H150V183H152L151 184V186H150V189L148 188V194H149V192H150V195H151V200L153 201V199H154V201H153V208L155 207V206H157V205H155L154 203L155 202H157V204L159 205V206H165V205H167V204H169L171 201H179V200H177V198H179L178 196H177V198H176V200H173V195H175V193H176V191H175V193L173 194L172 193V190H181V188L183 187V189H188V191L186 190L184 193H178L179 195H182V197L183 198H186V199H190V200H194V201H196V202H199L201 199H203V198H207L208 197V194L209 193H211L212 191H215V190H213V188L215 189V186L213 187V186H211V184L210 185H207V183L206 184H204V183H202V184H199V183H195V182H192V180H195L194 178H197L196 176H195V174L194 173H197V172H202L203 171V173H205L204 172V170H202V169H204V168H201L202 167V165L201 164H206L207 162H206V160H208L207 159V153L205 152V151H207L206 149H205V151L204 150H197V148H207V147H211V148H213V149H217L218 147L220 148V146H221V144L220 143H217V142H219V141H216V144H214V143H211L212 141L209 139V137L207 136V137H205L204 135H200V134H202V133H204V132H209V133H213V134H215L216 136H214V137H216V138H218V139H216V140H220V138L222 139V138H224V140H225V138H227L228 140H230V141H232V145H233V147H234V150H236L237 151V149L239 150V147L241 148V146L244 144V143H246V141L244 142V140L246 139L245 137H241L242 136V134H241V136L240 135H238V131H234V129L233 130H231L232 129V127H231V129H228V130H224V129H227V128H222L223 126L225 127V124L224 123H221V121L220 120H222V119H218L217 120V122L216 123H208V122H205L204 120H202V119H199L198 118V120L197 121H195L194 122V124L193 125H191L189 122H186V121H184L183 120V123H179L178 121H176V122H178L179 124H181V125H179L178 123L177 124H175V126H176V128L177 129H181L182 130V132H185V133H181L180 132V134H182L181 136H180V134L179 135H177L178 136V139H180V144H181V146L182 147H184V149L186 148V149H192V151H193V149H194V151H195V149H196V151L194 152V153H192V154H189V155H187V158L188 159H186V160H184V162H186V166H187V163H190V165L192 164V166L194 167L195 165L197 166V167H195V171H194V178H193V176H191V178H190V172H191V169L192 170H194V168H192V167H189V169L188 170H186L187 169V167L185 168V172H186V174L184 173V175H186V176H184V177H186L184 180H181V178H180V180L178 179H176L175 177H176V175L175 174H173V176H174V179H176V180H173V179H171L170 178V176H171V174H172V171H174L175 169H176V167L175 166H177L176 164H178V165H180V161H182V160H180L179 162L180 163H178V156L180 155V154H177V150H176V136H173V134L172 135H170L169 134V131H170V126H169V124L168 123H170V122H168V120H167V118L163 115V114H161V113H159V112H157L155 109H149V108H144L143 106L142 107H140ZM196 110V109H195ZM203 110V109H202ZM201 110V111H202ZM230 110V109H229ZM232 110H234V109H232ZM248 110V109H247ZM257 110V109H256ZM122 111V110H121ZM197 111H198V107H197ZM246 111V110H245ZM250 111V110H249ZM138 112V111H137ZM205 112V111H204ZM223 112H225V110L223 111ZM135 113H136V111H135ZM200 113H202V112H200ZM240 113H239V115H240ZM245 113V112H244ZM261 113V112H260ZM125 114V113H124ZM134 114V113H133ZM181 114V113H180ZM192 114V113H191ZM242 115H243V113H241ZM248 114H250V112H248ZM247 114V112H246V115H248ZM252 114V113H251ZM136 115H137V113H136ZM140 115H141V113H140ZM241 115V116H242ZM245 115V116H246ZM257 115V114H256ZM130 116V115H129ZM131 116H133V115H131ZM138 116V115H137ZM142 116V115H141ZM172 116V115H171ZM174 116V115H173ZM187 116V115H186ZM197 116V115H196ZM200 116V115H199ZM244 116V115H243ZM258 116V115H257ZM139 117V116H138ZM137 117V118H138ZM184 117H185V115H184ZM240 117V116H239ZM250 117V116H249ZM252 117V116H251ZM255 117V116H254ZM128 118V117H127ZM172 118V117H171ZM192 118H194V117H192ZM212 118V117H211ZM246 118H248V117H245V119ZM256 118V117H255ZM187 119H188V117H187ZM213 119V118H212ZM254 119V118H253ZM135 120V119H134ZM182 120V119H181ZM196 120V119H195ZM138 121V120H137ZM223 121V120H222ZM134 122V121H133ZM141 121H139L138 122V124L140 123ZM130 123V122H129ZM221 123V124H220ZM232 123V122H231ZM239 123V122H238ZM241 123V122H240ZM244 123V122H243ZM243 123H241V125L243 124ZM260 123H261V121H260ZM136 124V123H135ZM219 124V125H218ZM246 124V123H245ZM230 125V124H229ZM229 125H227V127L228 128H230L229 127ZM233 125H234V123H233ZM240 125V124H239ZM263 125V124H262ZM108 126V125H107ZM118 126V125H117ZM133 126V125H132ZM139 126H141V125H138V128H139ZM144 126V125H143ZM246 126V125H245ZM137 127V126H136ZM240 127V126H239ZM107 128V127H106ZM141 129L143 128L142 126L140 127ZM251 128H253V127H251ZM250 128V129H251ZM260 128V127H259ZM101 129L105 132V133H103V131L101 132ZM144 129H147L146 127H144ZM255 129V128H254ZM253 129V130H254ZM174 130V129H173ZM240 130H242V129H240ZM248 130V129H247ZM144 132H145V130H143ZM172 131V130H171ZM170 131V132H171ZM177 131V130H176ZM249 131V130H248ZM258 131H260L259 129H258ZM262 131V130H261ZM173 132V131H172ZM238 132V133H237ZM254 132V131H253ZM148 133H149V131H148ZM174 133V132H173ZM176 133V132H175ZM174 133V134H175ZM190 134V133H194L195 135H193V136H191L192 134H190V136H186L185 137V135L186 134ZM208 133V134H209ZM244 133V132H243ZM261 133V132H260ZM259 133V134H260ZM144 134V133H143ZM188 134V135H189ZM207 134V135H208ZM251 134V133H250ZM249 134V135H250ZM262 134V133H261ZM147 135V134H146ZM150 135V136H151ZM206 135V134H205ZM211 135V134H210ZM209 135V136H210ZM149 136V135H148ZM244 136V135H243ZM254 136V135H253ZM260 136V135H259ZM262 136H263V134H262ZM261 136V137H262ZM213 137V136H212ZM248 137V136H247ZM260 137V138H261ZM99 138H101V140L100 141H102L101 143H100V141L98 142V139ZM132 138V137H131ZM134 138V137H133ZM132 138V139H133ZM147 138V137H146ZM151 138V137H150ZM201 139L200 141L198 140V139ZM254 138V137H253ZM256 138V137H255ZM263 138V137H262ZM153 139V138H152ZM177 139V140H178ZM215 139V138H214ZM249 138H247V140H248ZM141 140H143V139H141ZM150 140V139H149ZM213 140V139H212ZM251 140V139H250ZM148 141V140H147ZM222 141V140H221ZM227 141V140H226ZM150 142V141H149ZM154 142V143H155ZM228 142V141H227ZM249 142V141H248ZM254 142H255V140H254ZM263 142V141H262ZM153 143V144H154ZM155 143V144H156ZM250 143V142H249ZM256 143H258V141L256 142ZM220 144V145H219ZM228 144H230V143H228ZM246 144H248V143H246ZM255 144V143H254ZM252 145V144H251ZM263 145V144H262ZM231 146V145H230ZM254 146V145H253ZM257 146V144H255V147ZM260 146V145H259ZM222 147V146H221ZM243 147H244V145H243ZM245 147H246V145H245ZM211 148L209 149L210 151H212L211 150ZM223 148V147H222ZM230 148V147H229ZM153 149V148H152ZM151 149V150H152ZM183 149V150H184ZM248 149H249V147H248ZM252 149V148H251ZM262 150H261V152H262V154H264V147L263 148H261ZM144 150V149H143ZM188 150H186V151H188ZM208 150V151H209ZM231 150V149H230ZM243 150V149H242ZM241 150V151H242ZM139 151H140V153L141 154H143V152H145V151H142V149L141 148H139ZM147 151V150H146ZM150 150H148V152H149ZM158 151V152H157ZM204 151V152H203ZM207 151V152H208ZM236 151H233V152H236ZM245 151V150H244ZM244 151H242V152H244ZM147 152V153H148ZM157 152V153H156ZM183 152V151H182ZM181 152V153H182ZM184 152H185V150H184ZM221 152V151H220ZM223 152V151H222ZM232 152V151H231ZM231 152H229V153H231ZM189 153H190V150H189ZM212 153H213V151H212ZM229 153H228V155H229ZM238 153V152H237ZM183 154H185V153H183ZM187 154H188V152H187ZM235 154V153H234ZM246 154V153H245ZM144 155H145V153H144ZM182 155V154H181ZM224 155V154H223ZM241 155V154H240ZM257 155V154H256ZM142 156V155H141ZM219 156V155H218ZM227 155L225 154V157H226ZM230 156V155H229ZM239 156V155H238ZM244 156H246V155H244ZM254 156V155H253ZM259 156H261L262 157V155H259ZM145 157V156H144ZM149 157V158H150ZM152 157H153V159H152ZM220 157V156H219ZM248 157V156H247ZM251 157H252V155H251ZM250 157V158H251ZM143 158V157H142ZM148 158V159H149ZM179 158H181L180 156H179ZM211 158V157H210ZM216 158V157H215ZM240 158V157H239ZM148 159H145V161L147 160V161H149ZM183 159H185L184 158V156H183ZM213 159V158H212ZM209 160V162H212L213 160ZM234 159H235V157H234ZM253 159V158H252ZM255 159V158H254ZM264 159V158H263ZM217 159H215V161H216ZM251 160V159H250ZM261 160V159H260ZM147 161H146V163H147ZM220 161H221V159H220ZM232 161V160H231ZM237 161H241V160H237ZM259 161V160H258ZM205 162V163H204ZM218 162V161H217ZM228 162H230V161H228ZM252 162V161H251ZM262 162H263V160H262ZM144 163V162H143ZM145 163V164H146ZM213 163H214V161H213ZM212 163V164H213ZM221 163V162H220ZM225 163V162H224ZM234 163V162H233ZM232 163V164H233ZM240 163V162H239ZM238 162H237V164H239ZM245 163V162H244ZM136 164V163H135ZM217 164V163H216ZM236 164V165H237ZM105 165V166H106ZM137 165V164H136ZM183 164H181V166H182ZM201 165V167H199V166ZM203 165V166H204ZM208 165V164H207ZM206 165V166H207ZM213 165H215V164H213ZM212 165V167L213 168H215V166H213ZM219 165V162H218V164H217V166ZM224 165V164H223ZM227 165V164H226ZM229 165V164H228ZM234 165H235V163H234ZM235 165V166H236ZM247 165V164H246ZM262 165V164H261ZM97 166V167H96ZM101 166V167H102ZM134 166V165H133ZM180 166V167H181ZM210 166H211V163H210ZM225 166V165H224ZM100 167V168H101ZM102 167V168H103ZM107 167V166H106ZM127 167V168H126ZM149 167V166H148ZM147 167V168H148ZM177 167H179V166H177ZM220 167V166H219ZM240 167V166H239ZM105 168V167H104ZM191 168V169H190ZM246 168V167H245ZM251 168H252V166H251ZM111 169V168H110ZM121 169V168H120ZM137 169V168H136ZM141 169V168H140ZM212 169V168H211ZM216 169V168H215ZM221 168H219V170H220ZM254 169V168H253ZM98 170V169H97ZM119 170V169H118ZM121 170V171H122ZM130 170H133V168L132 169H130ZM139 170V169H138ZM138 170H136V172L138 171ZM147 170V169H146ZM178 170V169H177ZM176 170V171H177ZM183 170V169H182ZM189 170H190V172H189ZM202 170V171H201ZM219 170L217 171V170H214V171H217V173L219 172ZM225 170V169H224ZM237 170V169H236ZM125 171H129V170H125ZM124 171V172H125ZM142 171V170H141ZM214 171H213V173H214ZM221 172H222V170H220ZM228 171H230V170H228ZM259 171V170H258ZM103 172H105V171H103ZM115 173L117 172V170H115L114 171ZM119 172V171H118ZM131 172V171H130ZM148 172V171H147ZM182 172V171H181ZM220 172V173H221ZM243 172V171H242ZM253 172V171H252ZM261 172V171H260ZM127 173V172H126ZM129 173V172H128ZM133 173H135L134 171L132 172V175H134ZM174 173V172H173ZM180 173V172H179ZM227 173V172H226ZM233 173V172H232ZM240 173V172H239ZM101 174H102V171H101ZM104 174V173H103ZM102 174V175H103ZM147 173H145V175H146ZM177 174V173H176ZM182 174V173H181ZM198 174V173H197ZM207 174V173H206ZM231 174V173H230ZM248 174V173H247ZM250 174V173H249ZM106 175V174H105ZM132 175H131V177H132ZM141 175V174H140ZM139 175V176H140ZM142 175H143V173H142ZM211 175V174H210ZM214 175V174H213ZM217 175V174H216ZM233 175H234V173H233ZM127 176H129V175H127ZM136 176V175H135ZM134 176V177H135ZM147 176V177H148ZM181 176H183V175H181ZM202 176V175H201ZM209 176V175H208ZM17 177L19 178V179H21V180H23L22 181V183L24 182V187H20V186H17L16 185V182H19V181H16V179H17ZM97 177V178H96ZM137 178H138V176H136ZM135 177V178H136ZM144 177V176H143ZM142 176H141V178H143ZM146 177V176H145ZM146 177V178H147ZM183 177V178H184ZM217 177H219V176H217ZM223 177V176H222ZM140 178V177H139ZM193 178V179H192ZM201 178V177H200ZM214 178H216V177H214ZM226 178V177H225ZM218 179H220V178H217V180ZM223 179V178H222ZM227 179V178H226ZM18 180V179H17ZM102 181H103V179H101ZM128 180V179H127ZM130 180V179H129ZM135 180V179H134ZM144 181H147V179H143ZM97 181H99L100 182V180L98 179ZM133 181V180H132ZM219 181V180H218ZM143 182V181H142ZM205 182V181H204ZM207 182V181H206ZM101 184L103 183V182H100ZM145 183V182H144ZM222 183H224L223 182V180H222ZM221 182H220V185L222 184ZM104 184V183H103ZM146 185H148L147 184V182L145 183ZM232 184V183H231ZM215 185V184H214ZM217 185V184H216ZM223 185V184H222ZM35 186H40L41 187V190H43V192L44 193H42L43 195H41L40 194V196H42V198H39L40 196H39V193H38V198L36 197V200L35 201H33L34 199H35V196H37V195H35V194H37V193H35L34 195H33V193H32V195L30 196V195H28L27 194V191L28 192H30V189L33 187H35ZM143 186H144V184H143ZM142 186V187H143ZM225 186V185H224ZM26 187L28 188V189H26ZM31 187V188H30ZM108 187V186H107ZM146 187H148V186H146ZM213 187V188H212ZM227 187V186H226ZM230 187V186H229ZM32 188V189H33ZM103 188V187H102ZM140 188V187H139ZM222 188H224V187H222V186H219L218 187V185H217V188H216V190H219L221 193L220 194H222ZM40 189V188H39ZM39 189H37V190H39ZM142 189V188H141ZM147 189V188H146ZM182 189V190H183ZM212 189V191H210ZM221 189V190H220ZM225 189V188H224ZM223 189V190H224ZM93 190H94V188H93ZM93 190H91V191H93ZM90 191V190H89ZM102 191V190H101ZM145 191H147V190H145ZM228 191V190H227ZM231 191V190H230ZM38 192V191H37ZM42 192V191H41ZM141 192H143V191H141ZM140 192V193H141ZM180 192V191H179ZM217 192V191H216ZM216 192H215V194H216ZM87 193H88V191H87ZM91 193V192H90ZM89 193V194H90ZM146 193V192H145ZM228 193V192H227ZM91 194H93V193H91ZM212 194V193H211ZM214 194V193H213ZM218 194H219V192H218ZM27 195L28 196H30L31 197V199H29V197H27ZM83 195V196H82ZM146 195H147V193H146ZM210 195V194H209ZM223 195V194H222ZM34 196V197H33ZM82 196V197H81ZM92 196H94V194L92 195ZM212 195H210V197H211ZM217 196V195H216ZM95 197V196H94ZM101 197V196H100ZM153 197V198H152ZM218 197H219V195H218ZM32 198H34L33 200H32ZM81 198V199H80ZM93 198V197H92ZM96 198V197H95ZM146 199L148 198V195H147V197H145ZM263 198V197H262ZM41 199V200H40ZM78 199H80L79 201H78V203H77V200ZM97 199V198H96ZM95 199V200H96ZM101 199V198H100ZM138 199V198H137ZM213 199V198H212ZM215 199V198H214ZM230 199V198H229ZM32 200V201H31ZM39 200V201H38ZM181 200V199H180ZM210 200V199H209ZM149 201V200H148ZM147 201V202H148ZM151 201V202H152ZM226 201V200H225ZM101 202V201H100ZM150 202V201H149ZM148 202V203H149ZM150 202V203H151ZM202 202V201H201ZM204 202V201H203ZM222 202V201H221ZM98 203H99V200H98ZM181 203V202H180ZM194 203V202H193ZM215 203V202H214ZM146 204V203H145ZM174 204V203H173ZM179 204V203H178ZM182 204V203H181ZM187 204V203H186ZM195 204V203H194ZM200 204V203H199ZM198 204V205H199ZM203 203H201V205H202ZM224 204V203H223ZM98 205V204H97ZM100 205V204H99ZM150 205V204H149ZM155 205V206H154ZM188 205V204H187ZM207 205V204H206ZM209 205V204H208ZM95 206V207H94ZM197 206V205H196ZM203 206V205H202ZM212 206V205H211ZM100 207V206H99ZM151 207H152V205H151ZM175 207V206H174ZM178 207V206H177ZM180 207V206H179ZM186 207V206H185ZM185 207H182V208H185ZM193 207V206H192ZM210 207V206H209ZM152 208V210H155V209H153ZM160 208V207H159ZM158 208V209H159ZM167 208V207H166ZM171 208H173V206L171 207ZM195 208V207H194ZM100 209V208H99ZM147 209H151L150 207L148 208L147 207ZM164 209V208H163ZM169 209V208H168ZM174 209V208H173ZM176 209V208H175ZM187 209V208H186ZM200 209V208H199ZM98 210V209H97ZM157 210V209H156ZM155 210V211H156ZM179 210V209H178ZM181 210H184V209H181ZM190 210V209H189ZM208 210V209H207ZM103 211V210H102ZM162 208H161V213H162ZM170 211H171V209H170ZM193 211V210H192ZM200 210H198V212H199ZM154 212V211H153ZM158 212H159V210H158ZM188 212V211H187ZM195 212H196V210H195ZM203 212H204V210H203ZM101 213V212H100ZM155 213H157V212H155ZM155 213H154V216H155ZM176 212L174 211V214H175ZM182 213V212H181ZM186 213V212H185ZM184 213V214H185ZM216 213V212H215ZM221 213V212H220ZM157 214H159V213H157ZM164 214V213H163ZM168 214V213H167ZM195 214V213H194ZM197 214V213H196ZM252 214V213H251ZM78 215H80V217H79V219H78V221H76V222H72V219L74 218V217H76V216H78ZM99 215V214H98ZM97 215V216H98ZM130 215V214H129ZM152 215V214H151ZM170 215H171V212H170ZM189 215V214H188ZM204 215V214H203ZM219 215V214H218ZM250 215V214H249ZM255 215V214H254ZM85 216H87V217H90L91 219L89 220V219H87ZM150 216V215H149ZM156 216H158V215H156ZM169 216V215H168ZM173 216V215H172ZM185 216V215H184ZM187 216V215H186ZM186 216H185V218H186ZM152 217V216H151ZM150 217V218H151ZM170 217V216H169ZM175 217V216H174ZM180 217V216H179ZM182 217H183V215H182ZM150 218H148V220L150 219ZM163 218V217H162ZM184 218V217H183ZM192 218V217H191ZM221 218V217H220ZM153 219V218H152ZM159 219V218H158ZM167 218H165L164 220H166ZM172 219V217L169 219V220H171ZM175 219V218H174ZM202 219V218H201ZM205 219V218H204ZM235 219V218H234ZM250 219V218H249ZM74 220H77L76 218L74 219ZM159 220H161V219H159ZM163 220V219H162ZM168 220V219H167ZM166 220V221H167ZM196 220V219H195ZM103 221V220H102ZM152 221V220H151ZM158 221V220H157ZM157 221H155V222H157ZM166 221L163 223V222H161L163 225H164V228L166 229L167 227H165L166 226ZM177 221H178V219H177ZM180 221H182L181 220V217H180ZM190 221V219L188 220V222ZM211 221V220H210ZM216 222H215V224L216 225H219V223H220V219L217 221V220H215ZM230 221V220H229ZM263 221V220H262ZM106 222V221H105ZM119 222V221H118ZM169 222V221H168ZM172 222V224H173V221H171ZM193 222V221H192ZM195 222V221H194ZM207 222V221H206ZM228 222V221H227ZM99 223V222H98ZM108 223H110V222H108ZM112 223V222H111ZM114 223H116V222H113V224ZM122 223H123V221H122ZM125 224V226H127V224L128 223H126V222H124ZM150 223V222H149ZM153 223H154V221H153ZM176 223H178V222H176ZM196 223V222H195ZM200 223V222H199ZM234 223V222H233ZM232 223V224H233ZM243 223V222H242ZM248 223V222H247ZM251 223V222H250ZM259 223V222H258ZM262 223V222H261ZM152 224V223H151ZM156 224V223H155ZM183 224H184V222H183ZM182 224V225H183ZM186 224V223H185ZM191 224H193V223H191ZM209 224V223H208ZM214 224V225H215ZM221 224V223H220ZM236 224V223H235ZM83 225H84V227L86 228V230H85V236H86V240L88 239V243H87V247H88V249H87V253H85V255L83 254H81V256L80 257H78V255L76 254V255H74V252L77 250V249H79V244H81V236H79L80 238H79V240L81 241L80 243H76V241H75V239H73L72 237H71V235L73 236L74 234H72L74 231H76L77 229H83ZM109 225V224H108ZM116 225H118V223H116L115 224V226ZM121 224H119L118 226H120ZM153 225V224H152ZM161 225V224H160ZM170 225H171V223H170ZM176 225V224H175ZM179 225V224H178ZM188 225V224H187ZM187 225H186V227H187ZM199 225V224H198ZM214 225H212L213 227H214ZM225 225V224H224ZM229 225V224H228ZM247 225V224H246ZM255 225V224H254ZM264 225V224H263ZM114 226V225H113ZM112 226V227H113ZM114 226V227H115ZM118 226H116L117 228H118ZM159 226V225H158ZM157 226V227H158ZM174 226V225H173ZM185 226V225H184ZM203 226V225H202ZM221 226V225H220ZM219 226V227H220ZM244 226V225H243ZM257 226V225H256ZM55 227V228H54ZM106 227H107V225H106ZM111 227V226H110ZM127 227H130L131 228V223H130V225L128 224V226ZM156 227V228H157ZM169 227V226H168ZM191 227V226H190ZM196 227V226H195ZM205 227H206V225H205ZM222 227V226H221ZM220 227V228H221ZM230 227V226H229ZM258 227V226H257ZM108 228V227H107ZM117 228H113V229H117ZM120 228V227H119ZM122 228V227H121ZM138 228V227H137ZM151 228V227H150ZM159 228H162L163 229V227H159ZM170 228H173L172 226L170 227ZM198 228H199V226H198ZM218 228V227H217ZM224 228V227H223ZM226 228V227H225ZM225 228L223 229V230H225ZM50 229V230H51ZM109 229V228H108ZM107 229V230H108ZM113 229H112V231H113ZM161 229V230H162ZM168 229V228H167ZM167 229H166V232L168 233V231H167ZM178 229V228H177ZM180 229H181V227H180ZM186 229V228H185ZM194 229V228H193ZM201 229V228H200ZM198 230L197 231V228H196V232L194 231V230H192V231H188L189 233H187V232H183L185 235H187V234H189V235H187V236H189V237H187V240H188V238H189V240L190 239H192L191 237H193V236H191V235H194V234H196V236L198 237V239H196V236H195V239L198 241V242H201V245H202V243L203 244H206V246H207V243H209V242H213V241H211V240H213L214 239V237L215 236H219V234H220V232H221V230H220V232H219V230L217 229V230H215L216 231V234L215 233H213L212 231H207L208 229H206V228H203V229H205V230ZM216 229V228H215ZM234 229V228H233ZM38 230V231H39ZM43 230V231H42ZM127 230V229H126ZM125 230V231H126ZM155 229H153V231H154ZM157 230V229H156ZM160 230V231H161ZM187 230V229H186ZM214 230V229H213ZM52 231V230H51ZM50 231V232H51ZM81 231V230H80ZM80 231L78 232V234L80 233ZM99 231V230H98ZM118 230H116V232H117ZM124 230L122 229V233H123V235L124 234H127V233H125V232H123ZM129 229H128V233H129ZM158 231L159 230H157V233H158ZM170 231V230H169ZM218 231V232H217ZM236 231V230H235ZM39 232V233H40ZM49 232V233H50ZM54 232H52L53 234H54ZM82 232V231H81ZM84 232V231H83ZM114 232V231H113ZM115 232V233H116ZM118 232H120V231H118ZM117 232V233H118ZM140 232V231H139ZM152 232V231H151ZM156 232V231H155ZM163 233V235H164V233H165V230L164 231H162ZM172 232H173V230H172ZM171 232V233H172ZM176 232V231H175ZM177 232H179V231H177ZM195 232V233H194ZM225 232H227V231H225ZM238 231H236V233H237ZM2 233H1V235H2ZM44 233V232H43ZM42 233V234H43ZM114 233V234H115ZM154 232H152V236L154 235L155 236V234H153ZM156 233V234H157ZM160 233L161 232H159V235L158 236H160ZM174 233V232H173ZM194 233V234H193ZM229 233H231V232H229ZM242 233V232H241ZM19 235H20V233H18ZM32 234V233H31ZM53 234H52V236H53ZM77 234V233H76ZM76 234H75V236H76ZM82 234V233H81ZM119 234V233H118ZM117 234V235H118ZM121 234V233H120ZM130 234V233H129ZM175 234V233H174ZM180 234H181V232H180ZM184 234H182V235H184ZM5 235V234H4ZM3 235V239L5 240L6 239V237ZM17 235V234H16ZM19 235H17V236H19ZM38 235V232L36 233V235L34 234L33 235V237H34V239H36L35 238V236H37ZM44 235H46L45 233H44ZM51 235V234H50ZM80 235V234H79ZM105 235V234H104ZM113 235V234H112ZM151 235V234H150ZM149 235V236H150ZM184 235V237H186ZM221 235V234H220ZM223 235V234H222ZM226 235V234H225ZM229 235V234H228ZM231 235H233V234H231ZM243 235V234H242ZM31 236V235H30ZM43 236V235H42ZM48 236H49V234H48ZM122 236V235H121ZM127 236H129V235H127ZM126 236V237H127ZM148 236V235H147ZM146 236V237H147ZM148 236V237H149ZM152 236H150V237H152ZM153 236V237H154ZM157 236V237H158ZM162 236V235H161ZM165 236V235H164ZM172 236H173V234H172ZM214 236V237H213ZM217 236V237H218ZM224 236V235H223ZM5 237V238H4ZM20 237V236H19ZM26 237H27V235H26ZM25 236H24V238L22 237V239L21 238H18V237H16V238H18V239H20V240H16L15 239V243H17V242H21V243H19V245L21 244L23 247H25L24 245H29V244H26L28 241H25V238H26ZM39 237V236H38ZM37 237V238H38ZM40 237H41V235H40ZM76 237H78V236H76ZM109 237V236H108ZM112 237V236H111ZM115 237V236H114ZM120 237V236H119ZM123 237V236H122ZM125 237V238H126ZM142 237V236H141ZM156 237V236H155ZM174 237V236H173ZM176 237V236H175ZM182 237V236H181ZM217 237H215L216 238V240L217 239H219L220 238V236H219V238H217ZM235 237V236H234ZM28 238V237H27ZM27 238H26V240H27ZM49 238H50V236H49ZM54 238H55V236H54ZM85 239V237H82V239ZM110 238V237H109ZM109 238H108V240H109ZM117 238V237H116ZM124 238V237H123ZM139 238V237H138ZM144 238H145V236H144ZM166 238H167V236H166ZM180 238V237H179ZM183 238V237H182ZM182 238H180V239H182ZM194 238V237H193ZM223 238V237H222ZM225 238V237H224ZM246 238V237H245ZM1 239L2 238H0V241H1ZM10 239H12V238H10ZM10 239H9V241H10ZM29 239V238H28ZM41 239H45L44 237H42ZM65 239H70L69 240V242H64V241H66ZM78 239V238H77ZM122 239V238H121ZM143 239V238H142ZM141 238H140V240H142ZM153 238H151V240H152ZM174 239V238H173ZM184 239V238H183ZM221 239V238H220ZM231 239V238H230ZM234 239V238H233ZM31 241H32V239H30ZM49 240V239H48ZM51 240V239H50ZM122 240H124V239H122ZM139 240V239H138ZM137 240V241H138ZM145 240V239H144ZM146 240L148 241V240H150L149 238H146ZM154 240H157V239H154ZM169 240V239H168ZM176 240V239H175ZM178 240V239H177ZM3 241V240H2ZM8 240H7V243L9 242ZM12 241H14V239H12ZM11 241V242H12ZM17 241V242H16ZM36 241H38V242H40L39 241V239L37 240L36 239ZM42 241H44V240H42ZM121 241V240H120ZM127 241V240H126ZM134 241H135V239H134ZM196 241V242H197ZM215 241V240H214ZM218 242H219V240H217ZM5 242H6V240H5ZM5 242H3V243H5ZM47 242V241H46ZM50 242V241H49ZM79 242V241H78ZM83 242H85V241H83ZM152 242H155V241H151V243ZM158 242H162V239H160L159 238V241H156V243H158ZM178 242V241H177ZM182 242V241H181ZM192 242V241H191ZM191 242H189V243H191ZM194 242V241H193ZM216 242V241H215ZM233 242V241H232ZM2 243V242H1ZM2 243V244H3ZM6 243V244H7ZM30 243V242H29ZM33 243V242H32ZM31 243V245H33ZM43 243V242H42ZM103 243V242H102ZM106 243H109V242H106ZM123 243V241L121 242V244ZM141 243H143V240L139 243L138 242V244H141ZM145 243H147V242H145ZM148 243H149V241H148ZM155 243V244H156ZM165 243V242H164ZM13 244V243H12ZM85 244V243H84ZM84 244H82V245H84ZM125 244H127V243H125ZM153 244V243H152ZM175 244H177L176 242H175ZM179 245H180V242L178 243ZM177 244V245H178ZM182 244V243H181ZM192 244V243H191ZM194 244H195V242H194ZM209 244H211V243H209ZM215 244H217V243H215ZM5 245V244H4ZM14 245V244H13ZM34 245H35V243H34ZM38 245H39V243H38ZM104 245H105V243H104ZM129 245H130V243L128 244V247H129ZM137 245V244H136ZM171 245H172V243H171ZM212 245V244H211ZM12 246V245H11ZM16 246V245H15ZM37 246V245H36ZM40 246H41V244H40ZM68 247L69 249V253L67 252V248L66 247ZM85 246V245H84ZM83 246V247H84ZM107 246V245H106ZM113 246V245H112ZM122 246V245H121ZM121 246H120V249H123V251L125 252L126 250V248H121ZM123 246H124V244H123ZM126 246V245H125ZM141 246H143V244H141ZM147 246V249H148V245L146 244L144 247H146ZM150 246H151V244H150ZM163 247H164V245H162ZM161 246V247H162ZM187 246V245H186ZM215 246V245H214ZM219 246V245H218ZM10 247V246H9ZM12 247H14V246H12ZM17 247H20V249L21 248H23V247H21V246H17ZM16 247V248H17ZM29 247V246H28ZM28 247H26V249L25 250H28ZM70 247L72 248V249H70ZM99 247V246H98ZM109 247V246H108ZM118 247V246H117ZM127 247V246H126ZM138 247V246H137ZM159 247V246H158ZM185 247V246H184ZM194 247V246H193ZM211 247V246H210ZM7 248V247H6ZM30 248H32V246L30 247ZM33 248H35V247H33ZM36 248H38V247H36ZM35 248V249H36ZM100 248V247H99ZM131 248V247H130ZM143 248V247H142ZM156 248V247H155ZM165 248V247H164ZM168 248V247H167ZM180 248V247H179ZM203 248H205V245H204V247ZM216 248V247H215ZM218 248V247H217ZM224 248V247H223ZM14 249V248H13ZM81 249V248H80ZM106 249H107V247H106ZM110 249V248H109ZM111 249H112V247H111ZM115 249H118V248H114V250H113V252L115 251ZM135 249H137V248H135ZM134 249V250H135ZM147 249H145V250H147ZM158 249V248H157ZM159 249H161L160 247H159ZM183 249V248H182ZM182 249L180 250V249H178L179 251H181L180 252V254L181 253H183L182 252ZM194 249V248H193ZM202 249V248H201ZM232 249V248H231ZM230 249V250H231ZM0 252H2V249L0 248ZM4 251H5V249H3ZM16 250V249H15ZM22 250V249H21ZM25 250H23L24 252H25ZM28 250V251H29ZM139 251H136V252H139L140 253V248L138 249ZM151 251L152 249H148L147 251ZM153 250H154V248H153ZM153 250H152V252H153ZM198 250H199V248H198ZM217 250V249H216ZM229 250V251H230ZM3 251V252H4ZM18 251V250H17ZM20 251V250H19ZM29 251V252H30ZM82 251V250H81ZM84 251V250H83ZM82 251V253H84ZM111 251V250H110ZM121 251V250H120ZM131 251H133V248L131 249ZM149 251V252H150ZM155 251V250H154ZM178 251V252H179ZM193 251V250H192ZM207 251V250H206ZM215 251V250H214ZM8 252V251H7ZM12 252V251H11ZM116 252V251H115ZM115 252L113 253L114 255H115ZM118 253H121V252H119V249H118V251H117ZM135 252V251H134ZM141 252H143V251H141ZM146 252V251H145ZM185 252V251H184ZM227 252V251H226ZM242 252V251H241ZM66 253H67V255H66ZM80 253V252H79ZM109 253V252H108ZM111 253V252H110ZM117 253V254H118ZM128 252H126L125 254H127ZM146 253H148V252H146ZM177 253V252H176ZM203 253V252H202ZM202 253H199V254H202ZM210 253V252H209ZM260 253V252H259ZM1 254V253H0ZM6 254V253H5ZM22 254H25L26 255V253H22ZM101 254V253H100ZM131 254H133L132 252H131ZM150 254H151V252H150ZM171 254V253H170ZM180 254H178V256L180 255ZM186 254H188L187 252H186ZM219 254H220V252H219ZM244 254V253H243ZM264 254V253H263ZM1 255H3V253L1 254ZM29 255V254H28ZM96 255H98V254H96ZM105 255V254H104ZM108 255V254H107ZM110 255V254H109ZM128 255H130V254H127V256ZM137 256H138V253L136 254ZM185 255V254H184ZM239 255V254H238ZM241 255V254H240ZM246 255V254H245ZM258 255V254H257ZM8 256V255H7ZM111 256V255H110ZM118 256H121V254L119 255H117V257ZM139 256H141V255H139ZM138 256V257H139ZM145 256V255H144ZM148 256V255H147ZM159 257V255H158V253L156 252V253H154L153 254V256L151 255V258L149 259V260H151V259H153V262L155 263V258L156 257ZM171 256V255H170ZM213 256V255H212ZM216 256V255H215ZM237 256V255H236ZM242 256L243 255H241V258H242ZM113 257V256H112ZM116 257V256H115ZM132 257V256H131ZM130 257V258H131ZM137 257V258H138ZM146 257V256H145ZM144 257V258H145ZM185 257V256H184ZM224 257V256H223ZM240 256H238V257H236L235 258V260L237 259V258H239ZM245 257V256H244ZM251 257V256H250ZM257 257V256H256ZM3 258V257H2ZM1 258V256H0V259L3 261V259ZM7 258V257H6ZM114 258V257H113ZM118 258H120V257H118ZM121 261L122 262H124V263H126V261H127V259L129 258H126L125 256H124V254H122V256H121ZM129 258V259H130ZM134 258V257H133ZM141 258V257H140ZM206 258V257H205ZM220 258V257H219ZM8 259H12V258H8ZM27 259V258H26ZM30 259V258H29ZM29 259H28V261H29ZM99 259V258H98ZM108 259V258H107ZM115 259V258H114ZM135 259V258H134ZM134 259H130V260H134ZM142 259H143V255H142ZM142 259H140L141 261H142ZM146 259H147V257H146ZM158 259V258H157ZM201 259H202V257H201ZM200 259V260H201ZM256 259V258H255ZM255 259H254V261H255ZM0 260V261H1ZM6 260V259H5ZM20 260V259H19ZM34 260H33V262H34ZM109 260H111V259H109ZM139 260V259H138ZM137 259H135L134 261H138ZM148 260V259H147ZM147 260H145V263L146 264H148V262H149V260H148V262H146ZM202 260H204V259H202ZM235 260H234V262H235ZM27 261V260H26ZM26 261H24V262H26ZM27 261V262H28ZM35 261V262H36ZM105 261V260H104ZM120 261V262H121ZM144 261V260H143ZM142 261V262H143ZM238 261V260H237ZM236 261V262H237ZM241 261V260H240ZM16 262H18V261H16ZM20 262V261H19ZM19 262H18V264H19ZM24 262H23V264H24ZM31 262V261H30ZM29 262V263H30ZM37 262H36V264H37ZM122 262H121V264H122ZM131 262V261H130ZM130 262H128L127 261V263H129L130 264ZM139 262V261H138ZM137 262V263H138ZM152 262V261H151ZM157 262L158 261H156V264H157ZM159 262H161V259L159 260ZM158 262V263H159ZM179 262V261H178ZM197 262V261H196ZM195 262V263H196ZM233 262V261H232ZM239 262V261H238ZM242 262V261H241ZM6 263V261L4 262H0V264H5ZM15 263V262H14ZM22 263V262H21ZM38 263V264H39ZM64 263V262H63ZM62 263V264H63ZM100 263V262H99ZM113 264H114V260H113V262H112ZM119 263V262H118ZM126 263V264H127ZM132 263V262H131ZM135 263V262H134ZM133 263V264H134ZM136 263V264H137ZM150 263V262H149ZM257 263L258 264H264V255H262V256H259L258 258H257ZM8 264V263H7ZM11 264H13L12 262H11ZM25 264H27V263H25ZM33 264V263H32ZM35 264V263H34ZM110 264V263H109ZM139 264V263H138ZM160 264V263H159ZM230 264H231V262H230ZM242 264V263H241Z\"/></svg>", "mask_w": 264, "mask_h": 264}]
</instances>
